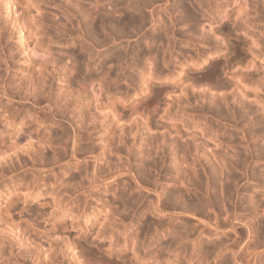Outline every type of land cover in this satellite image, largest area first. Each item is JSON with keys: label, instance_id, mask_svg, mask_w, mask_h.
I'll return each instance as SVG.
<instances>
[{"label": "rangeland", "instance_id": "obj_1", "mask_svg": "<svg viewBox=\"0 0 264 264\" xmlns=\"http://www.w3.org/2000/svg\"><path fill=\"white\" fill-rule=\"evenodd\" d=\"M18 1L20 2V4H18V3L13 4L12 7H11L10 14L7 15L6 0H0V30H1L0 33H3L2 31H4V34H7V36L9 35L8 46L7 47L8 48L9 47H13V50H12L13 51V56H14L13 60L16 63H18V64L15 63V65H19L20 64V65L24 66L25 67V71L28 70V69L32 70V68H33L34 75H37V76L39 75V70H37V68L39 67L38 69H41L40 67H42V68L45 67V69H47V70L42 69V70H44L43 72L46 73L45 71H47L46 74L48 76H50V80H51V77H52V80L51 81L49 80L51 82L50 85H52V86H50L51 88L47 87V85L49 86V81H47L48 83L46 82L47 84L45 83V85L41 84L43 82H39L38 83L37 80H34V82L36 81L37 83L36 82L35 83L34 82L30 83L29 79H27L25 77L26 80H24V81H25L27 86L23 89V92H24L23 94L27 93L28 94L27 97L28 98H32V94H30V93H33L32 92L33 90L35 91L34 86L37 84V85H39L37 88L41 91V93H42L41 96L43 98L45 97V95H46V98H48L50 96L51 97V99L49 97V100H51L50 102H53L52 104L56 105L57 108H60V107L62 108L63 107L62 106L63 105L62 101H64L62 99L64 98L65 94L67 95L70 92L72 94L69 97L70 98L69 100L71 101V103L69 102L70 106L65 111V115L68 116L67 117L68 119H71V122L73 121L72 123L75 124L74 125L75 127L71 126L66 119L55 120L57 118L52 119V117L49 116V115H47V119H46L45 123H37L34 120L35 119L34 117H37L39 114L41 115L43 113V110H41V112H40V110H36L35 111L34 107L36 108L37 105H34L31 102V100L29 101L27 99H22V101H21L22 105H19V103L16 102V100L13 101V102H10V104L7 103L10 106L11 110H13V107H16V108L18 107L20 109V111L23 112V114L27 113L26 110L32 111V112L28 111V113H30V117L31 118L33 117V121H35V122L32 121L28 127L22 128L23 130H21V131H22V135L24 136L25 139L26 138L31 139L30 141H29V139L28 140L26 139L27 142L28 141L30 143L32 142V144L35 145V146L37 144H36V142L34 143V140L37 141V139L42 136L41 134H39V132H41V131L44 132V133L45 132H50V134H51L52 131H54L51 134V135H53V133H55V131L59 130L61 127L62 128L64 127V129L65 128L67 129V130L65 129L67 132L65 131L66 133H64V135H62V137L60 136V134L58 135L59 132H57V136L58 137L54 136L52 138L53 140L52 139L50 140V141H52V144H48L46 146L43 145L41 148L37 149L36 152H38L40 150V152L37 153V154L40 153L39 154L40 156L37 155L36 152H35L36 155L34 153H32L33 155L31 153H30L31 155L30 154L28 155L27 153H24V154L21 153L20 160H18L17 158L13 159V161H14L13 164L14 165L12 164L11 168H9V166L7 164L6 165H4V164L2 165V168L4 170L2 172L0 171V191H1L0 195L4 196V199H2L0 197L1 198L0 199V248H2V252H3V250H4V252H3V256L0 258V261H1L0 264L1 263L2 264H5V263L6 264H22V263L23 264L24 263L25 264H39V262H42V261L46 262L45 258L48 255L54 254V253H55L54 255H56V258L55 257L53 258L54 260H52L53 261L52 264H86L85 261H84L85 258H83L84 257L83 253L84 252L87 253L90 250H92L89 253H91V252L92 253L93 252L96 253L97 252V254L100 255L99 250H97V245L99 243H100L99 245L103 246V248H102V246H100L102 252L105 253V250L109 251V253L112 252V255L109 256L111 264H114L116 261H117L118 264L120 263V262H118L120 260L116 259L117 257L115 255V253H117L118 251H122V249H123V251H122L123 253L122 254L123 255L125 254L124 258H123V261L124 260L126 261V260L131 258L130 260L124 262L125 264H128V263L129 264H176L177 262H179L177 264H185V263L186 264H191V263H193V264L194 263L195 264H213V263H215V264H227L226 261H228V264H238V263H236L234 261V257L236 256V254H234V251H236L238 249L237 244H240V245L242 244L241 246L238 245L239 246V250H240V247H243V245L246 244V248L249 249V251H250L251 248L253 249V247H256L258 245L257 244L258 243L257 238H260L262 240L261 241L259 239V242L261 241L259 243L260 246L256 247L257 248L256 251H259L258 252V258L260 259V257H262V259H260V260H264V248H262V247H264L263 246L264 245V239L262 237H260V236L258 237L257 234H253L254 232L252 231V228H251V231L248 230L249 229L248 227L251 224V221L255 220V219L257 220L259 218L263 219V214H264V212L262 213V211H264V209H263L264 207L262 206L264 204V202H263L264 201L263 200L264 199V184H263L264 183V157H262V155L264 156V131H263L264 130V122H263V120H264V107H263V105H264V81H263L264 80V0H179V1L178 0H157V1L156 0H104V1L103 0H76V1L75 0H72V1L71 0H23V1L18 0ZM24 1H26V2H24ZM35 1H37V2H35ZM178 2H181L182 4H179ZM30 3L32 4V5H30L31 7L29 6ZM240 3H241V5H240ZM24 4L25 5L27 4L26 7L30 8L29 9L30 11L28 10L30 14L28 13V11L25 10V9H28V8L23 7V6H25ZM175 4H176V6H175ZM77 6H79V7H77ZM237 6H240V8L238 9ZM244 6H245V8H244ZM242 8L246 10V12H247L246 14L244 13L245 11L243 12ZM77 9H79V10H77ZM98 11H99V13H98ZM94 12H95L96 16L100 15V13H104L105 12L106 13V17L108 16L107 18H112V20L108 19V24H110V25L108 26L106 24L108 26V27L106 26L107 27L106 29H108V30L104 29L105 32L103 30H101V29H98V30L94 29L95 32H98V33H99V31H101L102 34H101V32H100V34H98V33L93 34L94 31H90V30L86 29V25L88 23H91L92 21H94L92 18L96 17V16L93 15ZM88 13H89V16H88ZM27 14H29V15H27ZM84 14H86L87 16L84 15ZM120 14L121 15H124V14L128 15L129 14V15H132V16L137 17V18L141 16L142 19H141V21H139L140 24L138 23V26H136L135 28H134L135 23H133L134 24L133 27H130V25H128L129 27L127 25L123 27V26H119L120 24L117 26L118 23L116 24L115 19H118L121 16ZM232 14L233 15L235 14V15L232 16ZM236 14H238L240 16H237ZM30 15H32V19H31ZM91 15L94 16V17H91ZM142 15H143V17H142ZM23 16L24 17L26 16L31 21L34 20L33 21L34 23L33 22H31V23L29 22L30 25L33 28L32 33H33L34 29H36L35 31H38V32L34 31L33 36L28 40L27 44H28L29 48H28V46H26L27 47L26 48L24 45L21 44L20 35H19V31L17 29V25H16V23H14L13 25L11 23V21H14V20H16V22L20 21V19ZM226 16H228V17H226ZM235 16H237L238 18H236ZM15 17H16V19H15ZM241 17L242 18L244 17L245 19L244 18L240 19ZM80 18H82V19H80ZM81 20H82V22H81ZM241 20H243V21H241ZM86 22H88V23H86ZM225 22H226V24H225ZM42 23H44V26H43ZM93 23L94 22H92L90 24V26L93 25ZM5 24H8L7 25L8 26L7 30H5V27H2ZM36 24L38 25L37 27H36ZM81 24H83V25H81ZM84 25H85V28H84ZM139 26H140V28H139ZM40 27H42V28H40ZM120 27H122V28H120ZM40 29H42V30L40 31ZM134 29H136V30H134ZM223 29H225V30H223ZM9 31H10V33H9ZM39 32L41 33V35H40ZM87 32L89 34H87ZM36 33L37 34L39 33V36ZM104 33L105 34L108 33V34L105 35ZM116 33H117V35H116ZM34 35H35V37H34ZM89 35H92V36H89ZM117 36H119V37H117ZM94 37L97 38V39H95ZM108 37H111V39H108ZM147 37H148V39H147ZM159 38H161V39H159ZM103 39H104V41H102ZM153 39H154V41H153ZM4 40H5V38H4ZM36 40H38L39 42H37ZM106 40L109 41V42H107ZM114 40H116V41H114ZM95 41H97V42H95ZM247 41H249V42H247ZM36 42L37 43H41V45H42L41 48L37 46L38 44ZM102 42L104 44H102ZM94 43H96V44H94ZM84 44H86V46ZM34 45H36L37 47L34 46ZM82 45H83V47H81ZM97 45H99V46L97 47ZM240 45H241L242 48L241 47H239L240 49L237 48ZM79 47H81V48H79ZM135 47L136 48L138 47L139 54L140 53L142 54V52H143V53H145V55L142 54V57H141V55H139L138 52L135 53L137 51V49ZM84 48H85V50L82 51L81 49H84ZM79 49L81 50V52H80ZM122 49L124 50L123 51L124 54L121 51ZM236 49H238V50H236ZM88 50H90V51L88 52ZM119 50L121 52H119ZM131 50H132V52H131ZM139 50L142 51V52H140ZM144 50H146V51H144ZM70 51L74 52L75 54L70 52ZM94 51H96V52H94ZM114 51H116L117 53L114 52ZM77 52L79 54L81 53V55H82L83 52H86V54L87 53L90 54V52H92V53L94 52V54L95 53L96 54L93 55L91 53L93 56H91V55L89 56L88 54L86 55L84 53L85 56L83 54L82 57H83V59L85 61H83L82 59H78V60H80V62H81L80 63V62H76L77 59H76V57L73 56V55H77L78 54ZM128 52H129V54H128ZM250 52H251V54H250ZM104 53H106L107 55L104 54ZM112 53H116L117 55L120 53V57L116 58L117 55L114 54V55H116V56H114ZM132 53L134 54L133 55L134 57L131 56ZM122 54H123V56H122ZM102 55L104 57H105V55H106V57L108 55H109L108 57L111 56L110 58H108V57L106 58L105 57L108 62L106 61L107 64L103 63V66H102V62L99 63V61H100L99 58L101 59L103 57ZM126 55H128V57ZM71 56H73V57H71ZM136 56H138L139 58L138 57L136 58ZM1 57L2 56L0 54V59H1ZM85 57H87V58L92 57L93 60L92 59H87ZM96 57H99V58L97 59ZM253 57H255V58L253 59ZM28 58H29V60H28ZM31 58H32V60H31ZM127 58H129V59H127ZM43 59L45 61L48 60L50 63L48 61L47 62H45V61L42 62L41 60H43ZM74 59H75V62L77 63V65L80 64V66H76V68H75V64L76 63H73ZM110 59H112V61ZM119 59H121V60H119ZM130 59L133 60V61H131L132 62L131 64L129 62ZM239 60H240V62H238ZM246 60H247V62H246ZM86 61L90 62V64L86 65V63H87ZM39 62H42V63L39 64ZM210 62H211V64H210ZM248 62H249V64H248ZM252 62H254L255 64L252 63ZM51 63H53V64H51ZM83 63H85V64H83ZM126 63H128V64H126ZM218 63H219V65H218ZM231 64H232L233 67L232 66L230 67ZM243 64H244V66H243ZM253 64L255 65V67H254ZM211 65L212 66L214 65L213 69H212ZM224 65H226V67ZM31 66H32V68H31ZM84 66L87 67V68H85ZM240 66H241V69L239 68ZM246 66H247V68H246ZM58 67H59V70H58ZM209 67H211V68H209ZM207 68H208L209 71L207 70ZM49 69H51V70L49 71ZM29 70H28V72H29ZM35 70H37V71H35ZM101 70H102V72H101ZM217 70H218V72H217ZM28 72H26V73L24 72L25 74L24 73H22V74H24V76L25 75L27 76ZM48 72H50L51 74L48 73ZM214 72L216 73V75L217 74L218 75L217 76L214 75ZM185 73L186 74L187 73H189V74L192 73L193 76L195 75V77H198L203 82L205 81L207 84L211 82V84L207 85L204 82L207 86L206 85L204 86V83H201L200 85L198 84L199 86L194 84L195 85L194 86L193 84H191V80L190 79L188 81L186 80L187 78L185 79V77H186ZM208 73L209 74L212 73L211 76L208 75ZM22 74H18L17 75V79H16V81L14 83L11 84V82H9L10 85L7 84L8 82L6 81L8 89L9 88L11 89V87H9L11 85H12V88L15 87V83L19 80L18 78H21L19 75L23 76ZM103 75L104 76L106 75V76L104 77ZM155 75H158V76L156 77ZM212 75L214 76V78L212 77ZM37 76H35V77H37ZM56 76L57 77L59 76V77L57 78ZM205 76L207 77V79H206ZM235 76H236V78H235ZM103 77H104V79H103ZM116 77H118V78H116ZM217 77H218V79H217ZM146 78L149 80V82L147 81ZM105 79H106V81H105ZM132 79H133V81H132ZM180 79L181 80L183 79L184 81L183 80L181 81ZM237 79H239V80H237ZM178 80L181 81L180 82L181 85L178 84V82H179ZM215 80H217V81H215ZM189 81H190V84H189ZM134 82L137 85L134 84ZM182 82H183V86H182ZM221 82H223V83H221ZM226 82L230 86L228 85V87H227V83ZM131 83H133V84H131ZM175 83H177V85L173 86V84L175 85ZM186 83L189 84V85H187ZM169 84H170L171 87L169 86ZM224 84H226V86ZM41 85H43V87H42L43 89L41 88ZM61 85H65V86H61ZM146 85H148V86L146 87ZM167 85H168V88L171 89V91L168 88L167 89L163 88L164 86H167ZM215 85H217V86H215ZM31 86H33V88ZM152 86H153V90L151 89ZM185 86H186V88H185ZM202 86H204L205 88L202 87ZM44 87H46V88H44ZM192 87H194V90L192 89ZM47 88H49V89H47ZM149 88L151 89L152 92L150 91ZM200 88L201 89L204 88V89L201 90ZM213 88L216 89V90H214ZM232 88H233V91H232ZM240 88H241V90H240ZM31 89H33V90H31ZM162 89H163V91H162ZM184 89H186L187 91H185ZM236 89L240 90V91L238 90L240 94L238 93V91ZM67 90H69V92ZM131 90H132V92H131ZM136 90L137 91L139 90V91L137 92ZM28 91H30V93H28ZM169 91H170V93H169ZM198 91H199V93H198ZM249 91H251V94L248 93ZM57 92H59V93H57ZM75 92H77L78 94L75 93ZM149 92L151 94L155 93L157 95L160 92L158 97L156 95V99H158V101H159V106H162V107H160L161 108V112L158 111L157 115H156L157 117L155 116L157 125H155L154 122L153 123H149L151 120L142 121L144 119L139 118L138 119V123L135 125L137 127H135V126L134 127H135V129H138L140 132L136 131L134 128L133 129L135 131L132 129L133 133L136 132L135 133L136 135L134 136V139L131 140L132 137H133V134L131 133L132 131L129 132L128 129H125L123 134H122L125 137H123L120 141H118L119 140V135L122 133L121 130L123 128L119 130L120 126L118 124L121 123L120 120L119 121L115 120L114 117L111 116V119L109 118L105 122V125H107L105 131L100 126H97V128L93 131L94 134H93V132L91 133V136L93 138L91 137L90 140H83V137L86 136V134H87V130H88V132H91V130H92L91 127H89V126L87 127L86 126V122H87V125H90L91 119H86L84 115L87 114L86 116H90L89 114H92L93 112L94 113L92 115L97 114L99 112V108H98L99 101L100 102H105V101H107L110 98L117 99V98L121 97L122 99L121 98H119V99L121 101L123 100L122 102L124 104H127L128 101L140 98L144 94H147ZM173 92L176 93V94L174 95ZM178 92L180 94L182 92L183 93L180 96V94ZM186 92H187V94H186ZM200 92H201L202 95L200 94ZM222 92H223L224 96H226L227 98L223 96ZM225 92H227V93H225ZM236 92H237L238 96H236L237 95V94H235ZM242 92H243V95H242ZM253 92H256V93H253ZM44 93H45V95H44ZM73 93H75V94H73ZM168 93L172 94V95H169ZM189 93H190L191 97L189 96ZM29 94H30L31 97L29 96ZM196 94H200V95L196 96ZM212 94H214V95H212ZM47 95H48V97H47ZM210 95H212V96H210ZM255 95H257V96H255ZM53 96H54V98H53ZM74 96H75L76 99L72 98ZM76 96L78 97V100H77ZM160 96H162V97L159 98ZM178 96H179L180 100L178 99ZM192 96H194V97H192ZM259 96H260V99H262L261 101L259 99ZM86 97H87V99H86ZM171 97H172V99H170ZM216 97H217V99H216ZM222 97H224L225 99L222 98ZM80 98H81V100H80ZM186 98H187V100L189 99L188 102H187V100H185ZM198 98L200 100H202V101H200ZM221 98H222V100H221ZM236 98H239V99H236ZM0 100L5 101V98L0 97ZM49 100H47V99L44 100L43 103H42V106H45L48 103H49L48 105L51 106ZM95 100H96V102H95ZM198 100H199V104H198ZM204 100L206 102H208V103H206ZM228 100H230V101H228ZM167 101H168V103H167ZM179 101H181L183 103H179ZM184 101H186V102L184 103ZM220 101L222 102V104L220 103ZM57 102L59 104H57ZM174 102H175V104H174ZM216 102H219V103H216ZM169 103H170V107H169ZM172 104H173V106H172ZM227 104L231 105V106H229L230 108L228 107ZM203 105H205L206 107H204ZM232 105H233V107H232ZM165 106H167L168 108L167 107L165 108ZM189 106L191 107V110H189L190 109ZM192 106H194V107H192ZM163 107H164V109H163ZM187 107H188V109H187ZM209 107H211V108H209ZM176 108H178V109H176ZM185 108H186V110H185ZM196 108H198V109H196ZM206 108H207V110H208V108L209 109H212V108H214V109L218 108L219 109V108H221V111L224 110V112H222L223 114H222L221 117L220 116L219 117L218 116L215 117V115L212 116L213 114L211 115V113H209V112L213 111L214 109L213 110H208L209 111L208 112V111H206ZM225 108H227V109L225 110ZM246 108H247L246 112L248 114L246 112L244 113ZM166 109L172 111L169 116H165L164 112H165ZM194 109H195V112H193V113H195V114H193L191 112V111H194ZM230 109H232L234 111H232ZM78 110H80V111L78 112ZM229 110L232 112V114L234 112L235 115L234 114L233 115L237 116V118L233 117V119H232V116H231L232 114H231L230 115L231 119H230L228 113H231V112ZM236 110L238 111L237 114H236V112H237ZM81 111L83 113H81ZM225 111H227L228 113L225 112ZM241 111H243L242 112L243 116L240 114ZM34 113H36V114H34ZM160 113L161 114L163 113V114L161 116H159ZM224 114H226V117L228 116L229 119L223 118V117H225V116H223ZM239 114L241 115L242 118L239 116ZM245 116H246V119H245ZM254 116L256 117V119L254 118ZM257 116H258L259 120H261V121H259L260 124H259V122L257 120L258 119ZM125 118L122 119L125 122H123L122 120L121 121L123 122L125 128H127V125L130 124L129 122H131V120L129 121V118L127 120ZM234 118H236V120H234ZM251 118H252V120H251ZM49 119H50V121H49ZM82 119L85 120V121L83 122ZM240 119H242L243 122ZM111 120H114V121L112 122ZM253 120H255V121H253ZM53 121H55V122L57 121V123H60L61 127H57L56 124ZM107 121H109V122H107ZM139 121L141 122V125H140ZM173 121L175 122V124L176 123L178 125L180 124L179 126H181V127L183 126L181 124H184V126L188 125V126H185L184 128L182 127L186 131L187 130L188 131L191 130V132H192V130H193V131L197 132V133H195V135L198 134L197 135L198 138H197V136L193 137L194 139L197 138V140H194L192 137H189V136H186V135L185 136L187 138H189V140L193 139L192 143H190L191 145L194 144L193 146H195L196 143L198 144V142H199L198 145H200V147L197 145L199 147V150H198V154L199 155L195 154V153H197L196 150H195V153H194V149H191V151H193V152L185 151L186 155H185V152H183L184 153V156H183V153H182L183 149L180 148V147H176V145H174L177 142L180 143L186 137H184V136L181 137V139H183V138L184 139L183 140L180 139V142L179 141H174V140H179V136H177V133H176L177 131H175L172 127H170L171 126L170 124ZM181 121H183V122L185 121V122L184 123H180ZM255 122H256V127L254 126L255 128L254 127L252 128V126L255 125L254 124ZM115 123H117V125L119 127L118 129H117V126H116ZM125 123H127V125ZM158 123L159 124L160 123L161 124L164 123V125L166 127H163L164 125L162 126L161 124H160L161 125L160 126ZM236 123H238V124H236ZM63 124H65V125H63ZM1 125L2 124H0V128H2L1 130H3V127H1ZM81 125L84 128L81 127ZM109 125H112L110 129L108 128ZM49 127L51 128V130H49L50 129ZM69 127H71V128H69ZM76 127H78V128L80 127L79 130L81 129L83 131H79V132L75 133V131H73V130ZM237 127H239V128H237ZM171 128H172V130H171ZM258 128H259V131H258ZM47 129H48V131H47ZM167 129H168V131H167ZM207 129H208V131H207ZM220 129H222V130H220ZM244 129H245L246 132L244 131ZM115 130L117 132H119V131L121 132V133L119 132L118 137H117V132ZM149 130H151V131H149ZM161 130L164 131V133H162ZM165 130L167 131V133H169L168 135H167ZM173 131H174V133H173ZM205 131H206L207 134L205 133ZM247 131L249 132L248 134H247ZM250 131H252L254 133L253 136H251L252 134H251ZM254 131H256L258 135H256L255 134L256 132H254ZM68 132H69V135L67 134ZM128 132L130 133L131 136H129ZM157 132H161V133H157ZM191 132H189L190 136L192 134ZM24 133H25V135H24ZM32 133H34V134H32ZM111 133H112V138H111ZM124 133L127 134V138H126V134L124 135ZM175 133H176V136H174V138H173L172 136L175 135ZM113 134H114V136H113ZM165 134H166V138L167 139L166 140H162V141H164V142H162L161 138L163 136H165ZM228 134H231V135H228ZM65 135H66V137H65ZM32 136H33V138H32ZM59 136H60V138H59ZM63 136L65 137V140H64ZM107 136H109V137L107 138ZM115 136L117 137V139L115 138ZM151 136H152V139L155 138V140H153V141L156 142V140H157V142H159V144H162V143L165 144L168 141L169 143L168 144L166 143L165 145H163L164 147L166 145L171 146V147L166 146V152H168V153H166L164 151L165 154H168L167 155L168 162L166 161L167 163L165 162V164H163L161 166H158L155 169L152 168V167L151 168L148 167L149 169L146 168L147 166H149V163H148L149 161H147V160H146L147 163H148L147 165H146V163L141 164V163L145 162L144 161L145 159H148V157L147 158H143L142 157L143 151L145 152V151H148L150 148H152L151 145H150V141H148V140H150L149 138H151ZM234 136H235V139H234ZM36 137H38V138H36ZM68 137H69V139H68ZM75 137H76V139H75ZM144 137H146V138H144ZM169 137L173 138V141H171L172 139L169 138ZM54 138H55V140H54ZM56 138H58V140ZM81 138H82V140H81ZM247 138H248V140H247ZM11 139H13V138H11ZM25 139H23L21 141V143H23V141L25 143L26 142ZM103 139H105L106 142H104ZM128 139H130L132 142L130 140H128ZM225 139L227 141L229 139L230 140L227 142V141H225ZM56 140H57L58 143L56 142ZM92 140H93V142H92ZM110 140H111V142H109ZM189 140H188V142H189ZM10 141H13V140H9V142ZM9 142H7V143H9ZM129 142H131L132 144H130ZM147 142H148V144H147ZM193 142H195V143H193ZM87 143L89 144V146H88ZM97 143H98V145H97ZM108 143L109 144L111 143L110 144L111 147H109L110 145ZM216 143L219 146H217ZM247 144H248L249 148L247 147ZM94 145L97 148L98 147L99 148L97 149ZM103 145H106L105 146L106 149H105V152L102 155V154H100L99 151H100V147H102ZM116 145H117V147H116ZM124 146H126V147H124ZM146 146H147L148 149L146 148ZM254 146H256L257 148L254 147ZM206 147H208V149ZM72 148H73V150H72ZM177 148L181 149L182 151L181 150L180 151L177 150ZM202 148H204V149H202ZM212 148L213 149L215 148V150L218 151V152H216L214 150V152H213V154H215V156H216V160L215 161H212V158L210 159L211 161L209 163L206 160H204L202 162L200 160V164L196 163L197 164V165L195 164L196 166L188 164V166L190 168L195 167L193 169L194 170L196 169L198 171L197 172L195 170V172H197V174L199 176L201 175L200 177H203L202 176V174H203V171H202L203 166L204 165L211 166L214 163V166H211V167L205 166V167H207L206 170L210 173V175H211L210 177L212 179L214 177L216 178L218 176L217 178H219L220 181L218 179L217 180L220 182V185L218 184L219 182L217 181V187L222 186V184L223 185L225 184V182L223 183V181H224L223 179H224L225 176H227L226 172L229 175L230 172L233 173L232 171H234V173L233 174L230 173V175H233V176L235 175V177H237V178L239 177L241 179L239 181V183H241V184H239L238 185L239 188H237V190H239V194L240 195L237 196V194H236L235 197L233 196L234 199L231 197V199H228V202L225 201V200H227V198L224 195L223 196H219L218 195V197H217L218 199H219V197L220 198L225 197V199L223 198L222 202H221L220 201L221 199L217 200V198H216V202L218 201L217 203H218L219 206L218 205L216 206V204H217L216 202L214 203L215 207L214 206L211 207L210 205H212V204H210V203H209L210 205L208 204V206H210V207H208L206 205L207 207H204V210H206L204 214L203 213L196 214L197 212H193V211L192 212H185V211L183 212L181 209L178 208L179 207L178 204L176 206L177 209L173 208V207H170V209H168L169 208L168 207L163 212H160L159 210H156L157 203H158V205H163L166 202V198L164 197L165 198L164 199L163 195H164V192L166 193L167 191L171 192L170 194L167 192V194H169V196L172 194L170 196L169 200H171V198H173V202L174 203L176 202V203H179L181 205L183 201L185 203L189 202V200L186 198L187 197L186 196L187 195V193H186L187 189H185V188L188 187V189L190 190V189H192L193 186L189 183V181H187L186 183H189V184L185 183L184 184L185 188L183 187L184 188L183 192L179 193L181 188H182V186H183V184H182L183 183L182 182L183 177H181L182 179L180 178L181 179V183H180V180H177V177H176L177 174L180 173V171L183 170V168H181L182 170L180 169V166H183L184 168L187 167L186 169L189 170L190 168L185 163H190L192 161L191 159L193 158L194 154H195V157H198V156L200 157V153L203 152L205 154L204 150L206 149V153L210 150L209 153L206 154L208 157H210L212 155L211 152L213 151V150H211ZM216 148L217 149L220 148V149L217 150ZM81 149H83V150H81ZM117 149H119V150L117 151ZM122 149H123L124 152L122 151ZM154 149L155 148H153V150ZM163 149L165 150V148H163ZM167 149H168V151H167ZM200 149H202L203 151L200 152ZM141 150H143V151H141ZM153 150H152V152H153ZM170 150L173 151V152H171ZM221 150H223L225 153L223 151H221ZM242 150H245L247 152L244 153L245 151H242ZM71 151H76L75 152L77 154V156H76L77 158L76 159L72 158L73 156L71 155V153H72ZM127 151H129V152L127 153ZM240 151H242L243 153H241ZM256 151H257V153H256ZM258 151H260V153H258ZM108 152H110V153H108ZM253 152L256 153V154H254ZM112 153L114 155H112ZM223 153H224V155H223ZM238 153L241 154V155H239ZM154 154H153V156H156ZM249 154H251V155H249ZM258 154L260 156H257ZM41 155L43 156L44 159L40 158V157H42ZM196 155H198V156H196ZM218 155H220V156H218ZM230 155H232V156H230ZM80 156H82V157H80ZM108 156H109V158H111L110 161L107 159ZM169 156H170V158H169ZM240 156H242V157H240ZM78 157L80 159H78ZM185 157L187 159H185ZM188 157H190V158H188ZM233 157H234V159H233ZM172 158H173V162H170V160L172 161ZM177 158H178V160H177ZM241 158H242L243 162L240 161ZM32 159L33 160L35 159V160L33 161ZM200 159H202V157ZM221 159H222V161H220ZM231 159H232V161H231ZM108 161L110 163H108ZM216 161H217V163H216ZM111 162H112V164H111ZM224 162H225V165H224ZM230 162H232V163L230 164ZM236 162H237L238 165L236 164ZM240 162L243 163V164L241 165ZM247 162H248V164H246ZM106 163H107V165H106ZM99 164H101V165H99ZM116 164H117V167H116ZM175 164H178V165L176 166ZM217 164L219 166L222 165L221 166L222 170H220V172H216V170L218 171V167H219ZM141 165L143 167L144 166L145 167L142 169ZM113 167H115L116 170ZM122 167H124V168L122 169ZM127 167H129V168H127ZM213 167H217V169L213 168ZM117 168H119L121 170H119ZM245 168H246V170H245ZM126 169H128V170H126ZM209 169L212 172H213V169H214L215 170L214 174H216L217 176H215ZM93 170H94V172H97V174L101 173V174H98L100 176H103L102 172L106 176L101 177V181H100V179H98L96 181V183L92 185L89 182H91L90 181V178H91L90 176H91L92 173H94ZM107 170H109V171L106 172ZM122 170L126 171V172L128 171L127 172L128 174H126V172H123ZM139 170L142 171V172H140ZM147 170H149V172ZM151 170H153V171L151 172ZM228 170H230V171H228ZM130 171H132V172H130ZM143 171H146V173L143 172ZM185 171H187V170H185ZM237 171L242 173L241 174L242 176ZM4 172H5V174H4ZM121 172H122V174H120ZM200 172H202V174ZM250 172H252V173H250ZM84 173L87 174V175H85ZM109 173L111 175H114L113 177H115V176L116 177L114 179H113V177L112 178L110 177L111 178V180H110L108 178V176L110 175ZM117 173H118V175H116ZM144 173L147 174V175H149V173H150V175L147 176V175H144ZM160 174H161V176H160ZM165 174H166V176H165ZM212 174L214 175L213 177H212ZM258 175L259 176L261 175L260 178L256 177ZM60 176H62V177H60ZM140 176H141V178H140ZM146 176L148 178H146ZM173 176H174V178H173ZM251 176L254 177V178H251ZM124 177H126V179ZM142 177H144V178H142ZM103 178H108L110 181L107 179V181L103 182ZM221 178H222V180H221ZM31 179H32V181H31ZM62 179H64V180H62ZM226 179L227 178L225 177V181H226ZM138 180L140 182H138ZM27 181H29V182H27ZM70 181L73 182V183H71ZM125 181H126V183H125ZM141 181H143V183ZM27 183L34 184V190H33V192H30V191L27 192L26 191L27 194H24V193H26L25 190H24V186L27 185ZM65 183L67 184L66 186H65ZM139 183H140V185H138ZM226 183L230 184L231 181L228 182V180H227ZM131 184H132L133 187L131 186ZM61 185L63 187H61ZM77 185H78V187H77ZM89 185H90V187H89ZM79 186H81V187H79ZM180 186H181V188H180ZM201 186L204 187V184H200V186H198V188H200ZM231 186H232V184H231ZM75 187H77V188L74 190ZM129 187H131V188L128 190ZM156 187H158V188H156ZM203 187L200 188V189H197L198 190V192H197L198 195H200L202 193L200 195V196H202V199L206 198V195L204 193L205 189ZM122 188H124V189H122ZM177 188H178V190H177ZM20 189H22V190L20 191ZM72 189H73V191H72ZM173 189H174V191H173ZM203 189H204V191H203ZM246 189H249L250 192L247 191ZM63 190H64V192H63ZM155 190H157V191H155ZM189 190H187V191H189ZM197 190L195 189V193H196ZM54 191H56V192H54ZM69 191H71V192H69ZM14 192H16V193L18 192L19 200H17L14 204L9 206L10 209L14 208L13 212H11V214H13V216H12L13 219H11V221L14 220L12 222L16 223L18 221L20 222V220H24L23 222H21L22 223L21 224L22 228L24 227V225L26 223L27 224L29 223L31 225L33 224V227L36 228L37 232L40 233V234H38L36 232L33 233L32 231H29L27 233V235H26V237L28 236L27 239L24 237L26 240L24 238L20 240V230L13 231L11 229L12 230L11 231L10 228H12L13 226H10V228H9L5 224L4 220L1 219L2 218V214L1 213L5 210L6 205H7L6 201L11 199V197L14 198V200H16V198H17V194L14 193ZM65 192L68 193V194L70 193L72 196L70 194L69 195L66 194ZM111 192L113 194H111ZM120 192H121V195H123L122 193H124V196H120L119 197ZM138 192H139V194L136 195ZM140 192H141L142 195H140ZM173 192H174L175 195L173 194ZM246 192H248V194ZM132 193L134 194V196H136V200L137 201L135 200V197L133 198ZM189 193L193 194V195L195 194L191 190L189 191ZM254 193L257 194V195L259 194V195L257 196ZM261 193H262V195H261ZM96 194H98L99 196L96 195ZM115 194H117V195H115ZM128 194H129V198L126 196ZM241 194L242 195L245 194L244 195L245 198H243V196ZM130 195L132 197H130ZM180 195L183 198V201H179L181 199ZM138 196L141 197V199ZM176 196H178L180 199L178 197H176ZM183 196H185V198ZM241 196H242V198H239ZM248 196H249V198L251 200H249ZM261 196H263V197H261ZM32 197H36V198L32 199ZM54 197H58L56 199H59V198L63 199L64 200L63 202L66 203V208L65 209L62 208V207L58 208L57 206L53 207L52 204H53V201L55 199ZM67 197H68V199H67ZM122 197L123 198L125 197L126 199L128 198V201H129V199L133 198L134 201L132 202L130 200V203L132 202L135 205V207H134V205L132 203H131L132 204L131 206H132V208L134 207L133 209L132 208L129 209L131 206H128V204L127 205L123 204L125 206L121 205L123 203L122 202L123 201ZM152 198H154V199H152ZM236 198H239V199H236ZM163 199H164V201H163ZM232 199H233L234 202L231 201V203H230L229 201L232 200ZM242 199H244L243 202H245V203H242ZM245 199H247V200H245ZM260 199H262L263 201L260 200ZM223 200L226 202V204L224 203ZM237 200H239L238 201L239 203L236 202ZM42 201L48 202L47 204L43 205V207H42V208H44V209H42L43 212L41 211V209L40 210L37 209L39 202H42ZM108 201H110L112 203H110ZM135 201H136V204H135ZM159 201H161V202H159ZM205 201L207 202L206 199H204V202ZM257 201L259 202V204H257L258 203ZM105 202H106V204H104ZM115 202H116V204H115ZM162 202H163V204H162ZM169 202L174 204L172 201H169ZM176 203H175V205H176ZM227 203L228 204L230 203L231 205L230 204L228 205ZM236 203L239 204V205H237ZM240 203L242 205H240ZM234 204L237 207L238 206H241V207L235 208L236 206ZM76 205H78V206L76 207ZM79 205L82 206V207H80ZM148 205H150L151 207L149 206L150 208H148L147 207ZM243 205H247L246 206L247 208L244 206V208H246V209H243L242 208ZM248 205H252V206L255 205L254 207L256 209L252 210V208H254V207H252V206L248 207ZM112 206H113V209H112ZM227 206H229V207L231 206L232 208L231 207L229 208ZM258 207L260 209H258V213H256ZM53 208L55 210H57V211L56 212L52 211ZM138 208H140V209H138ZM223 208H224L225 211L222 210ZM239 208H242V209H239ZM119 209L120 210L123 209L122 212ZM36 210H37V212H36ZM227 210H228V212H227ZM38 211H41V212H38ZM105 211H107V212L105 213ZM111 211H113V212H111ZM118 211H119V213H118ZM142 211H143V213H142ZM209 211H211V212H209ZM222 211H224V212H222ZM51 212H53V215L51 214ZM54 212H55L56 215H54ZM178 212L179 213L182 212V214L179 215ZM41 213H43V214H41ZM189 213H195L196 216L194 214H193V216H191V214H189ZM225 213H227L228 215L225 214ZM229 213H233V214L229 215ZM259 213L260 214L262 213V216ZM114 214H115V216H114ZM209 214H210L211 218H209ZM120 215H122V216H120ZM258 215H259V217H258ZM104 216H105V219H103ZM112 216L114 217L113 219H112ZM123 216H125V217H123ZM129 216H130V218H129ZM144 216H146V217H144ZM226 216H228V217H226ZM253 216H254V218H252ZM256 216L258 218H256ZM196 217H198V219ZM213 217H215L217 220H215V218H213ZM220 217H221V219H220ZM240 217H242V218H240ZM246 217H248V219ZM164 218H165V220H167V222H165ZM199 218H200V220H202L204 222L201 221L202 223H200ZM227 218H229V220H231V221H229ZM143 219L144 220L146 219L149 222L145 220L146 222L144 221L142 223ZM156 219H159V220H156ZM246 219L247 220L250 219V222L248 221V223H247ZM196 220H198L199 223H198V221L196 223ZM259 220H261V219H259ZM9 221H8V223H9ZM27 221H29V222H27ZM160 221H161V223H164V224L159 225ZM176 221H179V222H176ZM221 221H222V223H220ZM92 222H93V225L91 224ZM102 222H104V223H102ZM208 222H210V223H208ZM238 222L240 223V225H239ZM241 222L242 223L244 222L246 225L244 223L242 224ZM95 223L97 224V226H96ZM146 223H149V224L151 223V224L149 225V224H146ZM194 223H196L197 227H198V224H199L201 229L199 227L196 229V226H195ZM206 223H208V224H206ZM27 224L25 226H27ZM50 224H56V226L54 228H51ZM103 224H106L108 227H106V229H105V225H103ZM143 224H145V225H143ZM231 224H232V226H231ZM263 224H264V219H263V222H262L261 226H264ZM60 225H61L62 229L60 228ZM203 225H204V227L202 228ZM242 225L245 226L244 227L245 230H243V231H242V229H244V228H243ZM63 226H66V227H63ZM145 226H146V228H145ZM205 226L207 227V229H206ZM216 226L218 227V230H216V228H215V230L218 233H215L213 235L205 234L206 230H211V229L214 230V227H216ZM153 228H155V229H153ZM174 228L178 231L176 233L179 236L177 234L176 235L178 237L175 235L177 238L176 237L172 238V236L171 235L169 236V234L167 233V232H170V231L174 230ZM180 228L182 229L181 231H180ZM193 228L195 230H193ZM232 228H234V230L236 228V230H237L236 234H235V231L232 230ZM99 229L104 231V234ZM156 229H158V230H156ZM185 229L187 231H185ZM198 229L203 231L199 235H198V233H199L200 230H198ZM88 230H91V231H88ZM189 230L191 232H193V233L189 232ZM196 230H197V233H196ZM263 230H262V232H263ZM145 231H147V232H145ZM151 231H152V235H151ZM157 231H158V233H157ZM179 231H180V233H179ZM240 231L243 232V233H241L242 235L241 234H237V233H240ZM135 232L137 234H135ZM143 233H144V235L146 234V236H144ZM182 233L184 235L181 238L180 234H182ZM188 234H189L190 237L188 236ZM238 235H241V236H238ZM73 236L75 238H77V239L80 238V239H78L77 242L81 245V247H76L75 249H73V246L69 245L70 244L69 243L70 238H72ZM82 236L83 237L90 236V238L88 237V242H85L81 238ZM184 236H185V238H184ZM201 236H203V237H201ZM243 236H245L244 239H243ZM116 237H117V239H115ZM254 237H257V238H254ZM133 238H134V240H133ZM138 238H140V239H138ZM153 238H154V240H153ZM170 238L173 239V240L171 241ZM165 239L167 241H165ZM176 239L178 241H176ZM194 239H195V241H194ZM135 240H136V242H135ZM137 240L139 242H137ZM156 240H158V241H156ZM168 240H170L173 244L170 243V241L168 242ZM218 240L220 242H218ZM236 240H238V241H236ZM133 241H134V244L136 243L135 244L136 246L133 244ZM145 241H147V242H145ZM163 241H165V242H163ZM224 241L226 242V245L224 244L225 243ZM253 241H256L257 243H255ZM203 242H204V244H206V245L202 244L203 247H205L204 248L205 251L202 252V253H198L199 252V249H198L199 245L201 243H203ZM137 243H138V245H137ZM165 243L166 244L169 243V245H167V247H166ZM217 243H218L219 246L217 245ZM228 243L229 244L233 243L234 246L229 245ZM250 243L251 244L253 243V244L250 245ZM254 243L257 244V245H254ZM3 244H5V245H3ZM95 244H97V245H95ZM207 244H208V248H207ZM212 244H213V248L211 247ZM214 244H215L216 247L214 246ZM220 244H221V246H220ZM162 245H164L165 248H162L163 247ZM85 246H89V247L87 248ZM223 246H225V247H223ZM82 247H83V249H81ZM130 247H132L133 249H131ZM188 247H190V248H188ZM209 247H211V248H209ZM59 248H60V250H59ZM206 248H207V250H206ZM246 248H245V250H246ZM29 249H30V251L33 250L32 252H36V253H37V251L41 252V254H42L41 258H38L37 260H33L34 257H32L29 254L30 252H28ZM52 249H53V251H51ZM77 249H79V250H77ZM103 249H104V251H103ZM134 249H137V250H134ZM9 250H11V251H9ZM163 250H165V251H163ZM50 251H51V253H50ZM137 251H139V252H137ZM140 251H141L142 254L140 253ZM231 251H232L233 254L231 253ZM246 251H248V250H246ZM19 252L22 253V254H20ZM209 252H210V254H209ZM216 252H218V253H216ZM48 253H50V254H48ZM160 253H161V255H160ZM15 254H16V256H14ZM133 254L134 255L138 254V255H136L137 256L136 257ZM181 254H186V257L183 258V255H181ZM189 254L191 255V257L192 256L193 257L189 258ZM205 254H207V255H205ZM132 255H133V257H132ZM157 255L158 256L160 255L159 256L160 258ZM114 257H116V258H114ZM203 257H204V259H203ZM209 257H211V258L209 259ZM154 258H155V260L157 258V260L155 261ZM249 258H251V257L249 256ZM221 259H223L222 260L223 262L221 261ZM200 260H202V261H200ZM112 261H114V263H112ZM40 264H43V263H40Z\"/></svg>", "mask_w": 264, "mask_h": 264}, {"label": "bare ground", "instance_id": "obj_2", "mask_svg": "<svg viewBox=\"0 0 264 264\" xmlns=\"http://www.w3.org/2000/svg\"><path fill=\"white\" fill-rule=\"evenodd\" d=\"M21 1H23V0H21ZM72 1V0H71ZM76 1V0H75ZM104 1V0H103ZM157 1V0H156ZM179 1V0H178ZM24 2H26V1H24ZM23 2V3H24ZM34 2V1H33ZM35 2H37V1H35ZM78 2V1H77ZM80 2V1H79ZM98 2V1H97ZM100 2V1H99ZM15 3H18V4H20V2L18 1V0H6V4H7V15H9L10 14V12H11V7H12V5L13 4H15ZM179 4H182L181 2H178ZM72 4V3H71ZM153 4V3H152ZM177 4V3H176ZM176 4H175V6H176ZM17 5V4H16ZM25 5V4H24ZM27 5V4H26ZM26 5L25 6H23V7H25V8H28V9H25L26 11H28L30 8L29 7H26ZM30 5H32L31 3L29 4V6ZM34 5V4H33ZM178 5V4H177ZM240 5H241V3H240ZM75 6V5H74ZM134 6V5H133ZM31 7V6H30ZM77 7H79V6H77ZM179 7V6H178ZM235 7V6H234ZM37 8V7H36ZM123 8V7H122ZM180 8V7H179ZM237 8L239 9L240 8V6H237ZM244 8H245V6H244ZM69 9V8H68ZM81 9V8H80ZM83 9V8H82ZM85 9V8H84ZM136 9V8H135ZM243 9V8H242ZM77 10H79V9H77ZM99 10V9H98ZM185 10V9H184ZM25 11V12H26ZM30 11V10H29ZM29 11H28V13H29ZM81 11V10H80ZM85 11V10H84ZM83 11V12H84ZM88 11V10H87ZM100 11V10H99ZM99 11H98V13H99ZM242 11V10H241ZM245 11V12H244ZM67 12V11H66ZM79 12V11H78ZM237 12V11H236ZM243 12L246 14L247 12H246V10L245 9H243ZM242 12V13H243ZM69 13V12H68ZM73 13V12H72ZM97 13V12H96ZM139 13V12H138ZM12 14V13H11ZM26 14V13H25ZM30 14V13H29ZM29 14H27V15H29ZM64 14V13H63ZM74 14V13H73ZM76 14V13H75ZM24 15V14H23ZM82 15V14H81ZM84 15H86V14H84ZM94 16H96L95 15V12H94V14H93ZM121 15V14H120ZM140 15V14H139ZM227 15V14H226ZM235 15V14H234ZM233 14H232V16H234ZM237 16H240V15H238V14H236ZM243 15V14H242ZM87 16V15H86ZM88 16H89V13H88ZM94 16H92L91 15V17H94ZM237 16H235L236 18H238ZM244 16V15H243ZM247 16V15H246ZM245 16V17H246ZM18 17V16H17ZM30 17H31V19H32V15H30ZM35 17V16H34ZM33 17V18H34ZM82 17V16H81ZM108 17V16H107ZM106 17V13L104 12V13H100V15H98V16H96V17H94V18H92L94 21H92V22H94L93 23V25H91L90 26V24L92 23H88V22H86V23H88L87 25H86V29H88V30H90V31H94L93 32V34H95V33H98V32H95V30L94 29H96V30H98V29H101V30H103L104 31V29H106L110 24H108V19H110V20H112V18H107ZM119 17V16H118ZM142 17H143V15H142ZM226 17H228V16H226ZM248 17V16H247ZM244 18V17H243ZM242 17L240 18V19H243ZM15 19H16V17H15ZM19 19V18H18ZM35 19V18H34ZM80 19H82V18H80ZM88 19V18H87ZM115 19V18H114ZM141 16L140 17H134V16H132V15H127V14H124V15H121L118 19H115V22H116V24H117V26L119 25V26H128V25H130V27H133L134 26V24L133 23H135V26H134V28L136 27V26H138V23H139V21H141ZM144 19V18H143ZM239 19V20H240ZM245 19V18H244ZM249 19V18H248ZM253 19V18H252ZM30 19H28L26 16L24 17H22L21 19H20V21H17L16 22V20H14V21H11V23H12V25L14 24V23H16V25H17V29H18V31H19V35H20V42H21V44L22 45H24L25 47L26 46H28V40L33 36V33H34V31L36 30V29H34V31H33V33H32V30H33V28H32V26L30 25V23L31 22H33V21H29ZM38 20V19H37ZM85 20V19H84ZM90 20V19H89ZM145 20V19H144ZM143 20V21H144ZM232 20V19H231ZM36 21V20H35ZM41 21V20H40ZM39 21V22H40ZM88 21V20H87ZM236 21V20H235ZM241 21H243V20H241ZM30 22V23H29ZM81 22H82V20H81ZM137 22V23H136ZM237 22V21H236ZM34 23V22H33ZM37 23V22H36ZM43 24V26H44V23H42ZM108 26H107V25ZM115 24V23H114ZM133 24V25H132ZM137 24V25H136ZM140 24V23H139ZM225 24H226V22H225ZM8 24H5L4 26H2V27H5V30H7V26ZM81 25H83V24H81ZM113 25V24H112ZM132 25V26H131ZM38 25L36 24V27H37ZM107 26V27H106ZM141 26V25H140ZM140 26H139V28H140ZM14 27V26H13ZM129 27V26H128ZM160 27V26H159ZM15 28V27H14ZM39 28V27H38ZM40 28H42V27H40ZM84 28H85V25H84ZM120 28H122V27H120ZM138 28V27H137ZM12 29V28H11ZM45 29V28H44ZM39 30V29H38ZM42 29H40V31H41ZM106 30H108V29H106ZM119 30V29H118ZM134 30H136V29H134ZM222 30V29H221ZM223 30H225V29H223ZM1 31V30H0ZM3 33H0V54H1V59H0V97H3V98H5V101H3V100H0V124H2L1 125V127H3V130H1L2 128H0V171L2 172L4 169L2 168V165L4 164V165H8L9 166V168H11L12 167V164H13V159L15 158H17L18 160H20V156H21V153L22 154H24V153H27L28 155L31 153H34L35 154V152L37 151V149H39V148H41L43 145H48V144H52V141H50L54 136L55 137H58L57 136V132H59L58 133V135L60 134V136L62 137V135H64V133H66L67 131V129L65 130L64 129V127L62 128L61 127V124L60 123H57V121L55 122V121H53L55 124H56V126L57 127H61L59 130H57V131H55V133H53V135H51L52 134V132H54V131H52L51 132V134H50V132H39V134H41L42 136L40 137V138H38V137H36V138H38L37 139V141L36 140H34V143L36 142V146L35 145H33L32 144V142L30 143L29 141L31 140V139H29V138H26L27 140L29 139V141L27 142V140L24 138V136L22 135V131L21 130H23L22 128H24V127H28L29 125H30V123L33 121V117L31 118L30 117V113H28V111H30V110H26V114H23V112L22 111H20V109L17 107H13V110H11L10 109V106L7 104V103H9L10 104V102H13V101H15L16 100V102H18L19 103V105H22V99H27V100H31V102L34 104V105H37V107L35 108L34 107V109H35V111L36 110H40V112H41V110H43V113L40 115H38L37 117H34L35 119V121L37 122V123H45V121H46V119H47V115H49V116H51L52 117V119H55V118H57V119H55V120H60V119H66L68 122H69V124L71 125V126H73V127H75L74 125V123H72L71 122V119H68L67 117L68 116H66L65 115V111L69 108V106H70V104H69V102L71 103V101L69 100L70 98V96L72 95L70 92H69V90H67L69 93L66 95L65 94V96H64V98L62 99V100H64V101H62L63 102V107L61 108H57V106L56 105H54V104H52L53 102H50L51 100H49V97H48V95H47V97L48 98H46V95H45V93H44V95H45V97L43 98L42 96H41V91L37 88L39 85H35L34 86V88H35V91L33 90V89H31V90H33L32 92L33 93H30V91H28V93H30V94H32V98H28L27 97V93L26 94H23L24 92H23V89L27 86L26 85V83H25V81L24 80H26L25 79V77L27 78V79H29V81H30V83L31 82H34V80H37L38 81V83L39 82H43V83H41V84H44L45 85V83L47 82V81H49L50 80V76H48L46 73H47V71H45L46 73H44L43 71L44 70H42V69H45V67L44 68H42V67H40L41 69H38L37 68V70H39V75L37 76V75H34V70H33V68H32V66H31V68H32V70H29V72H28V70H26L25 71V67L24 66H22V65H15V61L13 60V47H7L8 46V39H9V35L7 36V34H4V31H2ZM35 32H38V31H35ZM100 32L101 31H99V33L98 34H100ZM105 32V31H104ZM121 32V31H120ZM225 32V31H224ZM7 33V32H6ZM9 33H10V31H9ZM17 33V32H16ZM40 33V32H39ZM39 33L37 34L38 36H39ZM110 33V32H109ZM113 33V32H112ZM223 33V32H222ZM35 34V35H36ZM87 34H89L88 32H87ZM91 34V33H90ZM92 34V35H93ZM101 34H102V32H101ZM105 34V33H104ZM108 34V33H107ZM107 34H105V35H107ZM111 34V33H110ZM231 34V33H230ZM229 34V35H230ZM12 35V34H11ZM35 35H34V37H35ZM40 35H41V33H40ZM44 35V34H43ZM49 35V34H48ZM92 35H89V36H92ZM97 35V34H96ZM115 35V34H114ZM116 35H117V33H116ZM225 35V34H224ZM88 36V37H89ZM95 36V35H94ZM113 36V35H112ZM122 36V35H121ZM125 36V35H124ZM128 36V35H127ZM33 37V38H34ZM42 37V36H41ZM116 37V36H115ZM117 37H119V36H117ZM130 37V36H129ZM150 37V36H149ZM152 37V36H151ZM225 37V36H224ZM239 37V36H238ZM4 38H5V40H4ZM7 38V39H6ZM39 38V37H38ZM44 38V37H43ZM92 38V37H91ZM95 38V37H94ZM121 38V37H120ZM126 38V37H125ZM240 38V37H239ZM40 39V38H39ZM38 39V40H39ZM95 39H97V38H95ZM107 39V38H106ZM108 39H111V37H108ZM114 39V38H113ZM117 39V38H116ZM147 39H148V37H147ZM152 39V38H151ZM150 39V40H151ZM159 39H161V38H159ZM246 39V38H245ZM38 40H36L37 42H39ZM87 40V39H86ZM157 40V39H156ZM44 41V40H43ZM42 41V42H43ZM50 41V40H49ZM94 41V40H93ZM102 41H104V39L102 40ZM107 41V40H106ZM111 41V40H110ZM114 41H116V40H114ZM128 41V40H127ZM153 41H154V39H153ZM158 41V40H157ZM239 41V40H238ZM244 41V40H243ZM242 41V42H243ZM36 42V43H37ZM41 42V41H40ZM95 42H97V41H95ZM107 42H109V41H107ZM106 42V43H107ZM228 42V41H227ZM240 42V41H239ZM247 42H249V41H247ZM93 43V42H92ZM229 43V42H228ZM227 43V44H228ZM241 43V42H240ZM30 44V43H29ZM38 45V47H40L41 48V43H37ZM94 44H96V43H94ZM98 44V43H97ZM102 44H104L103 42H102ZM147 44V43H146ZM243 44V43H242ZM85 46H86V44H84ZM101 45V44H100ZM107 45V44H106ZM149 45V44H148ZM239 45V44H238ZM244 45V44H243ZM253 45V44H252ZM34 46H36V45H34ZM36 46V47H37ZM99 45H97V47H98ZM33 47V46H32ZM81 47H83V45L81 46ZM81 47H79V48H81ZM229 47V46H228ZM239 47H241V45L240 46H238L237 48H239ZM15 48V47H14ZM27 48V47H26ZM25 48V49H26ZM28 48H29V46H28ZM50 48V47H49ZM136 48V47H135ZM242 48V47H241ZM43 49V48H42ZM124 49V48H123ZM121 50L122 52L124 51V50ZM137 49V51L135 52V53H137L138 52V47L136 48ZM240 49V48H239ZM262 49V48H261ZM27 50V49H26ZM25 50V51H26ZM80 50V49H79ZM82 51H84L85 50V48L84 49H81ZM81 50H80V52H81ZM87 50V49H86ZM115 50V49H114ZM134 50V49H133ZM236 50H238V49H236ZM263 50V49H262ZM73 51V50H72ZM72 51H70V52H72ZM90 50H88V52H89ZM92 51V50H91ZM108 51V50H107ZM118 51V50H117ZM120 50H119V52H121ZM127 51V50H126ZM135 51V50H134ZM140 51V50H139ZM144 51H146V50H144ZM76 52V51H75ZM94 52H96V51H94ZM94 52L92 53V52H90V54L89 53H87L89 56L91 55V56H93V55H95L94 54ZM114 52H116V51H114ZM131 52H132V50H131ZM140 52H142V51H140ZM149 52V51H148ZM147 52V53H148ZM261 52V51H260ZM72 53H74V52H72ZM71 53V54H72ZM78 53V52H77ZM76 53V54H77ZM86 54V52H83L82 53V55L83 54ZM93 55H92V54ZM110 53V52H109ZM117 53V52H116ZM116 53H112L113 55L114 54H116ZM134 53V52H133ZM132 53V55L131 56H133L134 54ZM240 53V52H239ZM254 53V52H253ZM75 54V53H74ZM85 54H84V56H85ZM86 54V55H87ZM98 54V53H97ZM104 54H106V53H104ZM111 54V53H110ZM109 54V55H110ZM123 54H124V52H123ZM123 54H122V56H123ZM128 54H129V52H128ZM138 54H139V52H138ZM137 54V55H138ZM142 54H144L145 55V53H143L142 52ZM142 54L140 53L139 55H141V57H142ZM151 54V53H150ZM250 54H251V52H250ZM263 54V53H262ZM82 55H81V53L79 54H77V55H73L74 57H76V62H80V60H78V59H82L83 61H85L84 59H83V57H82ZM100 55V54H99ZM107 55V54H106ZM106 55H105V57H106ZM108 55V56H109ZM117 55V54H116ZM116 55H114V56H116ZM136 55V54H135ZM236 55V54H235ZM70 56V55H69ZM73 56H71V57H73ZM88 56V57H89ZM103 56V55H102ZM107 56V57H108ZM127 57H128V55H126ZM255 56V55H254ZM104 56L100 59L99 57H96L97 59L99 58V63L100 62H102V66H103V63H106L107 64V60H106V58H105ZM111 57V56H110ZM110 57H108V58H110ZM113 57V56H112ZM120 57V53L117 55V57L116 58H119ZM134 57V56H133ZM138 56H136V58H137ZM200 57V56H199ZM242 57V56H241ZM25 58V57H24ZM27 58V57H26ZM85 58H87V57H85ZM135 58V59H136ZM139 58V57H138ZM226 58V57H225ZM239 58V57H238ZM255 57H253V59H254ZM48 59V58H47ZM46 59V60H47ZM73 59V58H72ZM87 59H92V57H90V58H87ZM86 59V60H87ZM127 59H129V58H127ZM28 60H29V58H28ZM31 60H32V58H31ZM81 60V61H82ZM93 60V59H92ZM95 60V59H94ZM111 61H112V59H110ZM119 60H121V59H119ZM197 60V59H196ZM236 60V59H235ZM234 60V61H235ZM18 61V60H17ZM42 62L43 61H45L44 59L43 60H41ZM48 61V60H47ZM47 61H45V62H47ZM88 61V60H87ZM86 61V62H87ZM107 61V62H106ZM128 61V60H127ZM131 61H133L132 59H130V64L132 63ZM226 61V60H225ZM42 62H39V64L40 63H42ZM49 62V61H48ZM52 62V61H51ZM54 62V61H53ZM75 62V59H74V62L73 63H76ZM85 62V63H86ZM135 62V61H134ZM133 62V63H134ZM232 62V61H231ZM238 62H240V60L238 61ZM242 62V61H241ZM246 62H247V60H246ZM245 62V63H246ZM251 62V61H250ZM255 62V61H254ZM254 62H252V63H254ZM50 63V62H49ZM55 63V62H54ZM81 63V62H80ZM85 63H83V64H85ZM121 63V62H120ZM227 63V62H226ZM225 63V64H226ZM237 63V62H236ZM235 63V64H236ZM16 64H18V63H16ZM46 64V63H45ZM48 64V63H47ZM51 64H53V63H51ZM89 65L90 64V62H87L86 63V65ZM126 64H128V63H126ZM210 64H211V62H210ZM230 64V63H229ZM248 64H249V62H248ZM255 64V63H254ZM253 64V65H254ZM62 65V64H61ZM100 65V64H99ZM133 65V64H132ZM137 65V64H136ZM217 65V64H216ZM218 65H219V63H218ZM223 65V64H222ZM240 65V64H239ZM247 65V64H246ZM251 65V64H250ZM261 65V64H260ZM39 66V65H38ZM58 66V65H57ZM76 66H80V64H78L77 65V63L75 64V68H76ZM208 66V65H207ZM212 66V65H211ZM225 67H226V65H224ZM228 66V65H227ZM232 66V64L230 65V67ZM243 66H244V64H243ZM47 67V66H46ZM52 67V66H51ZM55 67V66H54ZM85 67V66H84ZM97 67V66H96ZM213 67H214V65L212 66V69H213ZM233 67V66H232ZM254 67H255V65H254ZM257 67V66H256ZM30 68V69H31ZM65 68V67H64ZM63 68V69H64ZM79 68V67H78ZM77 68V69H78ZM85 68H87V67H85ZM98 68V67H97ZM206 68V67H205ZM209 68H211V67H209ZM240 69H241V66L239 67ZM245 68V67H244ZM246 68H247V66H246ZM74 69V68H73ZM215 69V68H214ZM224 69V68H223ZM222 69V70H223ZM226 69V68H225ZM37 70H35V71H37ZM45 70H47V69H45ZM51 69H49V71H50ZM58 70H59V67H58ZM192 70V69H191ZM207 70H208V68H207ZM209 71V70H208ZM214 71V70H213ZM26 72H28V74H27V76L25 75L24 76V74ZM53 72V71H52ZM76 72V71H75ZM101 72H102V70H101ZM189 72V71H188ZM217 72H218V70H217ZM222 72V71H221ZM237 72V71H236ZM235 72V73H236ZM22 73H24V74H22ZM37 73V72H36ZM48 73H50V72H48ZM190 73V72H189ZM189 73H185L186 75V77H185V79L188 81L189 79L191 80V84H196V85H200L201 83H204L201 79H199L198 77H195V75L193 76V74L191 73V74H189ZM18 74H22L23 76H21V75H19L21 78H18L19 80L15 83V87H13L12 88V85L11 86H9V87H11V89L9 88L8 89V86H7V84H9V82H11V84L12 83H14L15 81H16V79H17V75ZM51 74V73H50ZM107 74V73H106ZM109 74V73H108ZM205 74V73H204ZM212 74V73H211ZM211 74H209L208 73V75H210L211 76ZM238 74V73H237ZM240 74V73H239ZM242 74V73H241ZM59 75V74H58ZM214 75H216V73L214 72ZM218 75V74H217ZM216 75V76H217ZM252 75V74H251ZM35 76H37V77H35ZM104 76V75H103ZM106 76V75H105ZM104 76V77H105ZM110 76V75H109ZM149 76V75H148ZM153 76V75H152ZM156 77L158 76V75H155ZM57 77V76H56ZM59 77V76H58ZM57 77V78H58ZM63 77V76H62ZM100 77V76H99ZM104 77H103V79H104ZM169 77V76H168ZM206 77V76H205ZM209 77V76H208ZM212 77L214 78V76L212 75ZM238 77V76H237ZM116 78H118V77H116ZM129 78V77H128ZM148 78V77H147ZM146 78V79H147ZM153 78V77H152ZM171 78V77H170ZM211 78V77H210ZM235 78H236V76H235ZM68 79V78H67ZM206 79H207V77H206ZM217 79H218V77H217ZM51 80H52V77H51ZM50 80V81H51ZM64 80V79H63ZM108 80V79H107ZM135 80V79H134ZM165 80V79H164ZM170 80V79H169ZM181 80V79H180ZM183 80V79H182ZM181 80V81H182ZM211 80V79H210ZM237 80H239V79H237ZM6 81L8 82L7 84H6ZM49 81V86L47 85V87H49V88H51L50 86H52V85H50V82ZM104 81V80H103ZM105 81H106V79H105ZM132 81H133V79H132ZM146 81V80H145ZM147 81L149 82V80L147 79ZM179 81V80H178ZM181 81H179L178 82V84L179 85H181ZM184 81V80H183ZM215 81H217V80H215ZM226 81V80H225ZM264 81V80H263ZM36 82V81H35ZM34 82V83H35ZM176 82V81H175ZM186 82V81H185ZM208 82V81H207ZM228 82V81H227ZM226 82V83H227ZM231 82V81H230ZM37 83V82H36ZM48 83V82H47ZM46 83V84H47ZM103 83V82H102ZM166 83V82H165ZM188 83V82H187ZM186 83V84H187ZM206 83V82H205ZM204 83V86L207 84H205ZM215 83V82H214ZM217 83V82H216ZM221 83H223V82H221ZM235 83V82H234ZM71 84V83H70ZM131 84H133V83H131ZM134 84H136L135 82H134ZM142 84V83H141ZM149 84V83H148ZM151 84V83H150ZM185 84V83H184ZM189 84H190V81H189ZM189 84H187V85H189ZM208 84H211V82L210 83H208ZM207 84V85H208ZM10 85V84H9ZM137 85V84H136ZM155 85V84H154ZM177 85V83H175V85L173 84V86H176ZM198 85V86H199ZM203 85V84H202ZM206 85V86H207ZM223 85V84H222ZM225 86H226V84H224ZM228 83H227V87H228ZM240 85V84H239ZM246 85V84H245ZM61 86H65V85H61ZM67 86V85H66ZM145 86V85H144ZM148 85H146V87H147ZM169 86H170V84H169ZM182 86H183V82H182ZM195 86V85H194ZM197 86V87H198ZM204 86H202V87H204ZM214 86V85H213ZM215 86H217V85H215ZM230 86V85H229ZM233 86V85H232ZM32 88H33V86H31ZM43 87V85H41V88ZM161 87V86H160ZM171 87V86H170ZM181 87V86H180ZM201 87V86H200ZM224 87V86H223ZM237 87V86H236ZM40 88V89H41ZM44 88H46V87H44ZM49 88H47V89H49ZM60 88V87H59ZM162 88V87H161ZM163 88H168V85L167 86H164ZM173 88V87H172ZM182 88V87H181ZM185 88H186V86H185ZM205 88V87H204ZM203 88V89H204ZM217 88V87H216ZM220 88V87H219ZM225 88V87H224ZM230 88V87H229ZM242 88V87H241ZM241 88H240V90H241ZM27 89V88H26ZM43 89V88H42ZM53 89V88H52ZM68 89V88H67ZM145 89V88H144ZM150 89V88H149ZM152 90H153V86H152V88H151ZM151 89H150V91H151ZM168 89H170V88H168ZM177 89V88H176ZM183 89V88H182ZM192 89L194 90V87H192ZM201 89V88H200ZM203 89H201V90H203ZM214 89V88H213ZM235 89V88H234ZM244 89V88H243ZM30 90V89H29ZM45 90V89H44ZM59 90V89H58ZM73 90V89H72ZM121 90V89H120ZM125 90V89H124ZM156 90V89H155ZM158 90V89H157ZM185 91H187L186 89H184ZM191 90V89H190ZM192 90V91H193ZM211 90V89H210ZM214 90H216V89H214ZM225 90V89H224ZM237 90V89H236ZM239 90V89H238ZM237 90V91H238ZM239 90V91H240ZM46 91V90H45ZM66 91V92H67ZM137 91V90H136ZM139 91V90H138ZM137 91V92H138ZM162 91H163V89H162ZM168 91V90H167ZM170 91H171V89H170ZM170 91H169V93H170ZM175 91V90H174ZM221 91V90H220ZM232 91H233V88H232ZM231 91V92H232ZM239 91H238V93H239ZM65 92V93H66ZM74 92V91H73ZM78 92V91H77ZM77 92H75V93H77ZM117 92V91H116ZM131 92H132V90H131ZM152 92V91H151ZM157 92V91H156ZM190 92V91H189ZM217 92V91H216ZM228 92V91H227ZM227 92H225V93H227ZM57 93H59V92H57ZM64 93V92H63ZM75 93H73V94H75ZM86 93V92H85ZM111 93V92H110ZM122 93V92H121ZM125 93V92H124ZM160 93V92H159ZM159 93H158V95H159ZM167 93V92H166ZM168 93V94H169ZM174 93V92H173ZM179 93V92H178ZM177 93V94H178ZM183 93V92H182ZM182 93L180 94V96L182 95ZM191 93V92H190ZM190 93H189V96H190ZM198 93H199V91H198ZM248 93H250L251 94V91H249ZM253 93H256V92H253ZM30 94H29V96H30ZM78 94V93H77ZM117 94V93H116ZM123 94V93H122ZM176 93H174V95H175ZM186 94H187V92H186ZM200 94H201V92H200ZM200 94H196V96L198 95H200ZM222 94H223V92H222ZM221 94V95H222ZM232 94V93H231ZM235 94H237V92L235 93ZM240 94V93H239ZM111 95V94H110ZM156 95L157 94H155V93H153V94H151L150 92L149 93H147V94H144L142 97H140V98H137V99H134V100H131V101H128L127 102V104H124L119 98H121V97H119V98H117V99H114V98H110V99H108L107 101H105V102H100L99 101V104H98V108H99V112L97 113V114H95V115H92V114H89L90 116H86L87 114V112L85 113L86 115H84L85 116V118L86 119H91V122H90V125H87V122H86V126L88 127H91V132H88V130H87V134H86V136H84L83 137V140H90V138L92 137L91 136V133L97 128V126H100L101 128H103L104 129V131L106 130V127H107V125H105V122H106V120H108L109 118L111 119V116L112 117H114V119L115 120H120V122L122 123H120V124H118L119 126H120V128L118 127V125H117V123H115L116 124V126H117V129L119 128V130L120 129H122L121 131H122V133L119 135V140L118 141H120L123 137H125V136H123L122 134H123V132H124V130L125 129H128L129 130V132H131L132 131V129L134 128L135 129V127H137V126H135L137 123H138V119L139 118H142V119H144V120H142V121H148V120H151L149 123H153L154 122V124L155 125H157L156 123V119H155V116L157 115V112L158 111H160L161 112V108L160 107H162V106H159V101H158V99H156ZM158 95H157V97H158ZM162 95V94H161ZM165 95V94H164ZM167 95V94H166ZM169 95H172V94H169ZM173 95V96H174ZM185 95V94H184ZM202 95V94H201ZM212 95H214V94H212ZM212 95H210V96H212ZM230 95V94H229ZM242 95H243V92H242ZM247 95V94H246ZM55 96V95H54ZM54 96H53V98H54ZM62 96V95H61ZM82 96V95H81ZM80 96V97H81ZM88 96V95H87ZM188 96V97H189ZM205 96V95H204ZM223 96H224V94H223ZM236 96H238V94L236 95ZM245 96V95H244ZM255 96H257V95H255ZM31 97V96H30ZM77 97V96H76ZM85 97V96H84ZM83 97V98H84ZM108 97V96H107ZM112 97V96H111ZM162 96H160L159 98H161ZM165 97V96H164ZM176 97V96H175ZM185 97V96H184ZM191 97V96H190ZM189 97V98H190ZM192 97H194V96H192ZM209 97V96H208ZM224 97H226V96H224ZM224 97H222V98H224ZM59 98V97H58ZM72 98H74V99H76L75 98V96L74 97H72ZM222 98H221V100H222ZM227 98V97H226ZM234 98V97H233ZM257 98V97H256ZM49 100V102H50V104H51V106L50 105H45V106H42V103H43V101L44 100ZM50 99H51V97H50ZM60 99V98H59ZM86 99H87V97H86ZM94 99V98H93ZM122 99V98H121ZM163 99V98H162ZM170 99H172V97L170 98ZM174 99V98H173ZM178 99H179V96H178ZM199 99V98H198ZM212 99V98H211ZM215 99V98H214ZM216 99H217V97H216ZM225 99V98H224ZM230 99V98H229ZM236 99H239V98H236ZM258 99V98H257ZM259 99H260V96H259ZM77 100H78V97H77ZM80 100H81V98H80ZM91 100V99H90ZM100 100V99H99ZM161 100V99H160ZM180 100V99H179ZM185 100H187V98L185 99ZM189 100V99H188ZM188 100H187V102H188ZM200 100V99H199ZM199 100H198V104H199ZM219 100V99H218ZM217 100V101H218ZM232 100V99H231ZM235 100V99H234ZM233 100V101H234ZM262 99H260V101H261ZM25 101V100H24ZM61 101V100H60ZM76 101V100H75ZM87 101V100H86ZM104 101V100H103ZM165 101V100H164ZM183 101V100H182ZM200 101H202V100H200ZM205 101V100H204ZM208 101V100H207ZM214 101V100H213ZM216 101V100H215ZM224 101V100H223ZM226 101V100H225ZM228 101H230V100H228ZM259 101V100H258ZM28 102V101H27ZM55 102V101H54ZM59 102V101H58ZM57 102V104H59ZM73 102V101H72ZM94 102V101H93ZM95 102H96V100H95ZM173 102V101H172ZM171 102V103H172ZM186 101H184V103H185ZM206 102V101H205ZM227 102V101H226ZM263 102V101H262ZM261 102V103H262ZM24 103V102H23ZM30 103V102H29ZM74 103V102H73ZM98 103V102H97ZM167 103H168V101H167ZM179 103H183V102H181V101H179ZM178 103V104H179ZM196 103V102H195ZM201 103V102H200ZM206 103H208V102H206ZM216 103H219V102H216ZM220 103L222 104V102L220 101ZM225 103V102H224ZM31 104V103H30ZM61 104V103H60ZM174 104H175V102H174ZM197 104V105H198ZM202 104V103H201ZM204 104V103H203ZM215 104V103H214ZM220 104V105H221ZM17 105V104H16ZM25 105V104H24ZM86 105V104H85ZM186 105V104H185ZM190 105V104H189ZM207 105V104H206ZM219 105V104H218ZM228 105V104H227ZM263 105V104H262ZM88 106V105H87ZM96 106V105H95ZM164 106V105H163ZM172 106H173V104H172ZM177 106V105H176ZM181 106V105H180ZM187 106V105H186ZM200 106V105H199ZM204 107H206L205 105H203ZM212 106V105H211ZM216 106V105H215ZM214 106V107H215ZM229 106H231V105H228V107ZM31 107V106H30ZM82 107V106H81ZM80 107V108H81ZM84 107V106H83ZM167 106H165V108H166ZM169 107H170V103H169ZM190 107V106H189ZM192 107H194V106H192ZM221 107V106H220ZM232 107H233V105H232ZM263 107H264V105H263ZM95 108V107H94ZM168 108V107H167ZM209 108H211V107H209ZM208 108V110H213L214 108H212V109H209ZM230 108V107H229ZM32 109V108H31ZM82 109V108H81ZM97 109V108H96ZM163 109H164V107H163ZM170 109V108H169ZM172 109V108H171ZM175 109V108H174ZM176 109H178V108H176ZM187 109H188V107H187ZM196 109H198V108H196ZM220 109V110H219ZM216 108V109H214L213 111H211V112H209L208 110H207V108H206V111H208L209 113H211V115L212 116H214L215 115V117L216 116H222V112H224V110L223 111H221V108ZM227 108H225V110H226ZM234 109V108H233ZM24 110V109H23ZM83 110V109H82ZM95 110V109H94ZM185 110H186V108H185ZM189 110H191V107H190V109ZM200 110V109H199ZM198 110V111H199ZM230 110H232V109H230ZM229 110V111H230ZM240 110V109H239ZM80 110H78V112H79ZM164 111V110H163ZM197 111V112H198ZM202 111V110H201ZM204 111V110H203ZM232 111H234V110H232ZM237 111V110H236ZM247 111V108H246V110L244 111V113ZM30 112H32V111H30ZM89 112V111H88ZM96 112V111H95ZM171 112L172 111H170V110H165V116H169L170 114H171ZM192 113L193 112H195V109H194V111H191ZM225 112H227V111H225ZM231 112V111H230ZM242 112L243 111H241L240 112V114L243 116V114H242ZM39 113V112H38ZM37 113V114H38ZM81 113H83L82 111H81ZM228 113V112H227ZM226 113V114H227ZM238 113V111L236 112V114ZM247 113V112H246ZM33 114V113H32ZM34 114H36V113H34ZM163 114V113H162ZM161 113H160V115L159 116H161L162 115ZM186 114V113H185ZM184 114V115H185ZM193 114H195V113H193ZM207 114V113H206ZM226 114H224L223 116H225V117H223V118H227V119H229L228 118V116L226 117ZM232 114V112L231 113H228V115H229V117H230V115ZM233 114L235 115V113L233 112ZM231 115L232 116V119H233V117H236L237 118V116H234V115ZM239 114V116L241 117V115ZM248 114V113H247ZM187 115V114H186ZM190 115V114H189ZM245 115V114H244ZM211 116V117H212ZM126 117V118H125ZM157 117V116H156ZM163 117V116H162ZM191 117V116H190ZM70 118V117H69ZM83 118V117H82ZM84 118V119H85ZM128 119L129 118V121L131 120V122H129L130 124H128L127 125V123H125L126 125H127V128H125V126H124V124H123V122H125V121H123L122 119ZM178 118V117H177ZM213 118V117H212ZM236 118H234V120H236ZM242 118V117H241ZM254 118L256 119V117L254 116ZM257 118H258V116H257ZM100 119V120H99ZM190 119V118H189ZM198 119V118H197ZM215 119V118H214ZM222 119V118H221ZM226 119V120H227ZM230 119H231V117H230ZM239 119V118H238ZM245 119H246V116H245ZM244 119V120H245ZM261 119V118H260ZM123 122H122V121ZM158 120V119H157ZM241 121H242V119H240ZM251 120H252V118H251ZM258 120V122L259 121H261V120H259V118L257 119ZM35 121H33V122H35ZM48 121V120H47ZM49 121H50V119H49ZM82 121L84 122L85 120H83L82 119ZM112 122L114 121V120H111ZM110 121V122H111ZM201 121V120H200ZM209 121V120H208ZM219 121V120H218ZM250 121V120H249ZM253 121H255V120H253ZM82 122V123H83ZM107 122H109V121H107ZM140 122V121H139ZM163 122V121H162ZM174 122V121H173ZM171 123L170 125V127H172L175 131H177L176 133H177V136H179V140H174V141H179L180 142V139H181V137H186V136H189V137H194V136H197V135H195V133H197V132H195V131H193L192 130V132H191V130L190 131H186V130H184L183 128L185 127V126H188V125H185L184 126V124H181V125H183L182 127L181 126H179L177 123L175 124V122L174 123ZM185 122V121H184ZM183 121H181L180 123H184ZM228 122V121H227ZM237 122V121H236ZM243 122V121H242ZM245 122V121H244ZM257 122V121H256ZM256 122L254 123L255 125H253L252 126V128L255 126L256 127ZM263 122H264V120H263ZM80 123V122H79ZM148 123V122H147ZM187 123V122H186ZM190 123V122H189ZM195 123V122H194ZM110 124V123H109ZM159 124V123H158ZM161 124V123H160ZM159 124V125H160ZM191 124V123H190ZM202 124V123H201ZM206 124V123H205ZM231 124V123H230ZM236 124H238V123H236ZM259 124H260V122H259ZM48 125V124H47ZM51 125V124H50ZM63 125H65V124H63ZM139 125V124H138ZM140 125H141V122H140ZM147 125V124H146ZM162 126L164 125V123H162L161 124ZM160 125V126H161ZM215 125V124H214ZM229 125V124H228ZM251 125V124H250ZM49 126V125H48ZM80 126V125H79ZM111 126L112 125H109L108 126V128L110 129L111 128ZM135 126V127H134ZM168 126V125H167ZM204 126V125H203ZM210 126V125H209ZM213 126V125H212ZM211 126V127H212ZM244 126V125H243ZM263 126V125H262ZM31 127V126H30ZM29 127V128H30ZM39 127V126H38ZM37 127V128H38ZM81 127H83L82 125H81ZM114 127V126H113ZM142 127V126H141ZM163 127H166L165 125L163 126ZM191 127V126H190ZM198 127V126H197ZM216 127V126H215ZM242 127V126H241ZM254 127V128H255ZM259 127V126H258ZM42 128V127H41ZM46 128V127H45ZM50 128V127H49ZM48 128V129H49ZM69 128H71V127H69ZM80 128V127H79ZM79 128L78 127H76V128H74V130L73 131H75V133H77V132H79V131H83V130H79ZM84 128V127H83ZM147 128V127H146ZM145 128V129H146ZM149 128V127H148ZM161 128V127H160ZM168 128V127H167ZM172 128H171V130H172ZM237 128H239V127H237ZM248 128V127H247ZM251 128V129H252ZM48 129H47V131H48ZM57 129V128H56ZM89 129V128H88ZM116 129V128H115ZM133 129V130H134ZM162 129V128H161ZM165 129V128H164ZM202 129V128H201ZM246 129V128H245ZM245 129H244V131H245ZM36 130V129H35ZM49 130H51V128L49 129ZM136 131H138V132H140L138 129H135ZM134 130V131H135ZM144 130V129H143ZM148 130V129H147ZM159 130V129H158ZM170 130V131H171ZM220 130H222V129H220ZM224 130V129H223ZM247 130V129H246ZM66 131V132H65ZM69 131V130H68ZM116 131V130H115ZM127 131V130H126ZM149 131H151V130H149ZM160 131V130H159ZM162 131V130H161ZM166 131V130H165ZM167 131H168V129H167ZM167 131H166V133H167ZM207 131H208V129H207ZM210 131V130H209ZM253 131V130H252ZM252 131H250L251 132V136H253V132ZM257 131V130H256ZM256 131H254V132H256ZM258 131H259V128H258ZM264 131V130H263ZM36 132V131H35ZM85 132V131H84ZM101 132V131H100ZM112 132V131H111ZM117 132V131H116ZM119 132H117V137H118V134H119ZM128 132V133H129ZM142 132V131H141ZM145 132V131H144ZM147 132V131H146ZM189 132H191L192 134H191V136H190V133ZM246 132V131H245ZM74 133V134H75ZM113 133V132H112ZM112 133H111V138H112ZM115 133V132H114ZM127 133V132H126ZM126 133H124V135L126 134ZM132 134H133V137H132V139L131 140H133L134 139V136L136 135L135 133L136 132H134L133 133V131L131 132ZM157 133H161V132H157ZM162 133H164V131H162ZM172 133V132H171ZM173 133H174V131H173ZM176 133H175V135H173L172 137L174 138V136H176ZM205 133H206V131H205ZM222 133V132H221ZM249 132L247 131V134H248ZM30 134V133H29ZM32 134H34V133H32ZM68 135H69V132L67 133ZM81 134V133H80ZM83 134V133H82ZM93 134H94V132H93ZM116 134V133H115ZM140 134V133H139ZM145 134V133H144ZM143 134V135H144ZM150 134V133H149ZM169 133H167V135H168ZM204 134V133H203ZM202 134V135H203ZM207 134V133H206ZM246 134V133H245ZM256 135H258L257 134V132L255 133ZM24 135H25V133H24ZM76 135V134H75ZM147 135V134H146ZM171 135V134H170ZM186 135V136H185ZM228 135H231V134H228ZM60 136H59V138H60ZM94 136V135H93ZM110 136V135H109ZM109 136H107V138L109 137ZM113 136H114V134H113ZM129 136H131L130 135V133H129ZM150 136V135H149ZM153 136V135H152ZM152 136H151V138H149L150 140H148V141H150V145H151V147L152 148H150L148 151H143V150H141V151H143V155H142V157L143 158H147L148 157V159H145L144 161L145 162H143V163H141V164H144V163H146V165L149 163V166H147L146 168H156V167H158V166H161V165H163V164H165V162L167 161L168 162V160H167V155L168 154H165L164 153V151L166 152V146H168V147H171V146H169V145H166L165 147L163 146V145H165L166 143L168 144L169 142L167 141L165 144L164 143H162V144H159V142H157V140H156V142L155 141H153V140H155V138L154 139H152ZM204 136V135H203ZM209 136V135H208ZM220 136V135H219ZM28 137V136H27ZM31 137V136H30ZM35 137V136H34ZM64 137V136H63ZM65 137H66V135H65ZM65 137H64V140H65ZM117 137L115 136V138L117 139ZM148 137V136H147ZM168 137V136H167ZM225 137V136H224ZM11 138H13V139H11ZM32 138H33V136H32ZM93 138V137H92ZM103 138V137H102ZM105 138V137H104ZM126 138H127V134H126ZM141 138V137H140ZM144 138H146V137H144ZM169 138H171V137H169ZM173 138H171L172 140L171 141H173ZM177 138V137H176ZM197 138H198V136H197ZM197 138L196 139H194V140H197ZM214 138V137H213ZM217 138V137H216ZM226 138V137H225ZM230 138V137H229ZM244 138V137H243ZM250 138V137H249ZM23 139H25L26 140V142L24 143V141H23V143H21V141L23 140ZM57 140H58V138H56ZM68 139H69V137H68ZM75 139H76V137H75ZM78 139V138H77ZM99 139V138H98ZM130 139H128V140H130ZM152 139V140H151ZM167 138H166V134H165V136H163L162 138H161V141L162 140H166ZM184 139V138H183ZM183 139H181V140H183ZM193 139L192 140H189V138H185L183 141H181L180 143H176V144H174V145H176V147H180V148H182L183 149V151L181 150V149H179V148H177V150H181L182 151V153L183 152H185V151H191V149H194V153H195V150L197 151V153H195V154H198V150H199V147H200V145H198L199 144V142H198V144L196 143V145L195 146H193V145H191L190 143H192V141H193ZM228 139V138H227ZM234 139H235V136H234ZM246 139V138H245ZM9 140H13V141H10L9 142ZM33 140V139H32ZM53 140V139H52ZM54 140H55V138H54ZM57 140H56V142H57ZM81 140H82V138H81ZM104 140V142H106V140L105 139H103ZM112 140V139H111ZM111 140L109 141V142H111ZM124 140V139H123ZM130 140V141H131ZM169 140V139H168ZM188 140H189V142H188ZM212 140V139H211ZM219 140V139H218ZM224 140V139H223ZM230 140V139H229ZM228 140V141H229ZM242 140V139H241ZM247 140H248V138H247ZM62 141V140H61ZM191 141V142H190ZM215 141V140H214ZM225 141H227L226 139H225ZM227 141V142H228ZM245 141V140H244ZM7 142H9V143H7ZM51 142V143H50ZM92 142H93V140H92ZM99 142V141H98ZM117 142V141H116ZM132 142V141H131ZM131 142H129L130 144H132ZM162 142H164V141H162ZM201 142V141H200ZM221 142V141H220ZM233 142V141H232ZM58 143V142H57ZM80 143V142H79ZM89 143V142H88ZM87 143V144H88ZM118 143V142H117ZM116 143V144H117ZM126 143V142H125ZM193 143H195V142H193ZM104 144V143H103ZM109 144V143H108ZM111 144V143H110ZM109 144V145H110ZM143 144V143H142ZM147 144H148V142H147ZM173 144V143H172ZM219 144V143H218ZM223 144V143H222ZM83 145V144H82ZM97 145H98V143H97ZM100 145V144H99ZM107 145V144H106ZM106 145H103L102 147H100V154H102L103 155V153L105 152V146ZM171 145V144H170ZM181 145V146H180ZM199 147H198V146ZM203 145V144H202ZM206 145V144H205ZM216 145H217V143H216ZM259 145V144H258ZM44 146V147H45ZM50 146V145H49ZM88 146H89V144H88ZM95 146V145H94ZM123 146V145H122ZM130 146V145H129ZM128 146V147H129ZM141 146V145H140ZM217 146H219V145H217ZM96 147V146H95ZM109 147H111V145L109 146ZM116 147H117V145H116ZM119 147V146H118ZM124 147H126V146H124ZM127 147V148H128ZM138 147V146H137ZM149 147V146H148ZM167 147V148H168ZM174 147V146H173ZM202 147V146H201ZM245 147V146H244ZM247 147H248V144H247ZM254 147H256V146H254ZM253 147V148H254ZM263 147V146H262ZM85 148V147H84ZM91 148V147H90ZM97 148V147H96ZM99 148V147H98ZM97 148V149H98ZM121 148V147H120ZM126 148V149H127ZM146 148H147V146H146ZM145 148V149H146ZM153 148H155L154 150H153ZM163 148H165V150L163 149ZM175 148V147H174ZM205 148V147H204ZM204 148H202V149H204ZM207 149H208V147H206ZM249 148V147H248ZM257 148V147H256ZM255 148V149H256ZM259 148V147H258ZM86 149V148H85ZM94 149V148H93ZM124 149V148H123ZM123 149H122V151H123ZM148 149V148H147ZM202 149H200V152H202L203 150ZM217 149V148H216ZM218 149H220V148H218ZM217 149V150H218ZM251 149V148H250ZM260 149V148H259ZM258 149V150H259ZM72 150H73V148H72ZM81 150H83V149H81ZM90 150V149H89ZM113 150V149H112ZM116 150V149H115ZM114 150V151H115ZM119 149H117V151H118ZM121 150V149H120ZM152 150H153V152H152ZM173 150V149H172ZM176 150V151H177ZM211 150H213L211 153H212V155L210 156V157H208L206 154H208L209 153V151L206 153V149L204 150L205 151V154L202 152V153H200V157L198 156V155H196V156H198V157H195V154H194V156H193V158L191 159L192 161L190 162V163H185V164H187V166H188V164L190 165H193V166H196L197 164L196 163H198V164H200V160H201V162L202 161H204V160H206V161H208V163L211 161L210 159L212 158V161H215L216 160V156H215V154H213V152H214V150H215V148L213 149H211ZM227 150V149H226ZM248 150V149H247ZM77 151V150H76ZM76 151H71L72 153H71V155L73 156L72 158H77L76 156H77V154L75 153ZM96 151V150H95ZM138 151V150H137ZM167 151H168V149H167ZM171 151V150H170ZM216 151V150H215ZM221 151H223V150H221ZM242 151H245V150H242ZM242 151H240L241 153H243ZM250 151V150H249ZM254 151V150H253ZM262 151V150H261ZM38 152H40V150L38 151ZM38 152H36V154L38 153ZM107 152V151H106ZM124 152V151H123ZM129 151H127V153H128ZM171 152H173V151H171ZM191 152H193V151H191ZM216 152H218V151H216ZM224 152V151H223ZM236 152V151H235ZM247 151H245L244 153H246ZM108 153H110V152H108ZM116 153V152H115ZM126 153V152H125ZM154 155H156V156H153V154ZM166 153H168V152H166ZM179 153V152H178ZM181 153V152H180ZM225 153V152H224ZM224 153H223V155H224ZM228 153V152H227ZM254 153V152H253ZM256 153H257V151H256ZM256 153H254V154H256ZM258 153H260V151H258ZM30 154V155H31ZM35 154V155H36ZM40 154V153H39ZM39 154H37V155H39ZM117 154V153H116ZM133 154V153H132ZM141 154V153H140ZM152 154V155H151ZM193 154V153H192ZM202 154V155H201ZM221 154V153H220ZM236 154V153H235ZM239 154V153H238ZM26 155V154H25ZM33 155V154H32ZM101 155V156H102ZM107 155V154H106ZM112 155H114L113 153H112ZM111 155V156H112ZM118 155V154H117ZM124 155V154H123ZM128 155V154H127ZM185 155H186V152H185ZM217 155V154H216ZM226 155V154H225ZM239 155H241V154H239ZM243 155V154H242ZM249 155H251V154H249ZM262 155V154H261ZM27 156V155H26ZM40 156V155H39ZM42 156V155H41ZM94 156V155H93ZM97 156V155H96ZM110 156V157H111ZM139 156V155H138ZM183 156H184V153H183ZM188 156V155H187ZM186 156V157H187ZM190 156V155H189ZM218 156H220V155H218ZM217 156V157H218ZM229 156V155H228ZM230 156H232V155H230ZM234 156V155H233ZM247 156V155H246ZM254 156V155H253ZM257 156H260L259 154L257 155ZM256 156V157H257ZM32 157V156H31ZM59 157V156H58ZM80 157H82V156H80ZM120 157V156H119ZM182 157V156H181ZM185 157V159H187ZM202 157V159H200ZM226 157V156H225ZM224 157V158H225ZM240 157H242V156H240ZM250 157V156H249ZM262 157H264L263 155H262ZM33 158V157H32ZM40 158H43V156L42 157H40ZM139 158V157H138ZM137 158V159H138ZM169 158H170V156H169ZM168 158V159H169ZM174 158V157H173ZM173 158H172V161L170 160V162H173ZM179 158V157H178ZM178 158H177V160H178ZM188 158H190V157H188ZM221 158V157H220ZM236 158V157H235ZM261 158V157H260ZM44 159V158H43ZM78 159H80L79 157H78ZM102 159V158H101ZM107 159L110 161L111 160V158H109V156L107 157ZM113 159V158H112ZM117 159V158H116ZM115 159V160H116ZM121 159V158H120ZM119 159V160H120ZM127 159V158H126ZM125 159V160H126ZM130 159V158H129ZM233 159H234V157H233ZM244 159V158H243ZM247 159V158H246ZM259 159V158H258ZM33 160V159H32ZM35 160V159H34ZM33 160V161H34ZM42 160V159H41ZM118 160V159H117ZM123 160V159H122ZM143 160V159H142ZM149 161L148 163H147V161ZM151 160V161H150ZM218 160V159H217ZM239 160V159H238ZM256 160V159H255ZM77 161V160H76ZM106 161V160H105ZM108 161V163H110ZM113 161V160H112ZM220 161H222V159L220 160ZM230 161V160H229ZM228 161V162H229ZM231 161H232V159H231ZM240 161H242L243 162V160H242V158L240 159ZM97 162V161H96ZM119 162V161H118ZM117 162V163H118ZM166 162V163H167ZM238 162V161H237ZM237 162H236V164H237ZM10 163V164H9ZM137 163V162H136ZM183 163V162H182ZM204 163V162H203ZM207 163V164H208ZM216 163H217V161H216ZM215 163V164H216ZM222 163V162H221ZM232 162H230V164H231ZM34 164V163H33ZM86 164V163H85ZM111 164H112V162H111ZM115 164V163H114ZM119 164V163H118ZM121 164V163H120ZM126 164V163H125ZM129 164V163H128ZM180 164V163H179ZM196 164V165H195ZM227 164V163H226ZM240 164L242 165L243 163H241L240 162ZM239 164V165H240ZM246 164H248V162L246 163ZM14 165V164H13ZM99 165H101V164H99ZM106 165H107V163H106ZM132 165V164H131ZM140 165V164H139ZM176 166L178 165V164H175ZM182 165V164H181ZM184 165V164H183ZM202 165V164H201ZM218 165V164H217ZM224 165H225V162H224ZM238 165V164H237ZM35 166V165H34ZM98 166V165H97ZM103 166V165H102ZM115 166V165H114ZM126 166V165H125ZM135 166V165H134ZM180 166V165H179ZM178 166V167H179ZM205 166H209V165H204L203 166V168H202V171H203V174H202V172H200L201 174H202V176L203 177H200L198 174H197V172H195V170L193 169V168H195V167H193V168H190L189 166V170L188 169H186V168H184L183 166H180V169L181 168H183V170L182 171H180V173H178L177 174V180H180V183H181V177H183V179H182V184H183V186H182V188L185 186L184 184L187 182V181H189V183L193 186L192 187V189H190L191 191H193L194 193H195V189L197 190V189H200V188H202L203 186H201L200 188H198V186H200V184H204V189H205V195H206V198H204V199H206L207 200V202L205 201L204 202V199H202V196H200V195H198V190L196 191V193L193 195V194H190L189 193V189H188V187H184L185 189H187V190H189V191H187L186 190V193H187V199L189 200V202H187V203H185L184 201H183V198L181 197V195H180V197H181V199L178 197V196H176V197H178L180 200L179 201H183L182 202V204L180 205L179 203H176V205H175V203L173 202V198H171V200H169V198H170V196L172 195H170L169 196V194L171 193V192H168L169 194H167V192L165 193L164 192V195H163V198L165 197L166 198V202L163 204V202H162V204L163 205H158V203H157V205H156V210H159L160 212H163V211H165L168 207V209H170V207H173V208H176L177 209V204L179 205V209H181L183 212L185 211V212H197L196 214H198V213H205V211L206 210H204V207H207L208 206V204L210 203V204H212V205H210L211 207L212 206H214L215 204V202H216V198L218 197V195L219 196H225L226 198H227V200H225V201H227L228 202V199H231V197L234 199V197H235V195L237 194V196H239L240 194H239V190H237V188H239L238 187V185L239 184H241V183H239V181L241 180L239 177L237 178V177H235V175L233 176V175H230V173H229V175L227 174V172H226V175L228 176H225L227 179H226V181L228 180V182H230L231 181V183L229 184V183H226V181H225V177H224V181H223V183L225 182V184L223 185L222 184V186H219L220 185V180H219V178H217L218 176L216 175V174H214L215 173V170L213 169V174L215 175V176H217L216 178L214 177L213 179L210 177L211 175H210V173L206 170L207 169V167H205ZM211 166H214V163H213V165H211ZM211 166H209V167H211ZM219 166V165H218ZM221 166L222 165H220L219 167H218V171L216 170V172H220V170H222V168H221ZM228 166V165H227ZM234 166V165H233ZM249 166V165H248ZM251 166V165H250ZM85 167V166H84ZM105 167V166H104ZM103 167V168H104ZM107 167V166H106ZM112 167V166H111ZM116 167H117V164H116ZM145 167V166H144ZM142 165H141V168L143 169L144 168ZM166 167V166H165ZM170 167V166H169ZM202 167V166H201ZM226 167V166H225ZM224 167V168H225ZM240 167V166H239ZM242 167V166H241ZM63 168V167H62ZM98 168V167H97ZM102 168V169H103ZM115 170H116V168L115 167H113ZM120 168V167H119ZM119 168H117V169H119ZM124 167H122V169H123ZM127 168H129V167H127ZM135 168V167H134ZM138 168V167H137ZM140 168V167H139ZM140 168V169H141ZM148 168V169H149ZM198 168V167H197ZM213 168H216L217 169V167H213ZM233 168V167H232ZM231 168V169H232ZM244 168V167H243ZM87 169V168H86ZM94 169V168H93ZM106 169V168H105ZM112 169V168H111ZM141 169V170H142ZM172 169V168H171ZM176 169V168H175ZM230 169V168H229ZM237 169V168H236ZM241 169V168H240ZM255 169V168H254ZM259 169V168H258ZM97 170V169H96ZM99 170V169H98ZM101 170V169H100ZM110 170V169H109ZM109 170H107L106 172H108ZM119 170H121V169H119ZM126 170H128V169H126ZM146 170V169H145ZM157 170V169H156ZM179 170V169H178ZM185 170H187V171H185ZM200 170V169H199ZM234 170V169H233ZM239 170V169H238ZM245 170H246V168H245ZM40 171V170H39ZM69 171V170H68ZM87 171V170H86ZM112 171V170H111ZM123 171V170H122ZM140 171V170H139ZM148 172H149V170H147ZM153 170H151V172H152ZM224 171V170H223ZM228 171H230V170H228ZM232 171V170H231ZM64 172V171H63ZM66 172V171H65ZM89 172V171H88ZM91 172V171H90ZM93 172H94V170H93ZM120 172V171H119ZM123 172H126V171H123ZM128 172V171H127ZM126 172V174H128ZM130 172H132V171H130ZM140 172H142V171H140ZM143 172H145L146 173V171H143ZM160 172V171H159ZM184 172V173H183ZM233 173H234V171H232ZM238 172V171H237ZM256 172V171H255ZM116 173V172H115ZM144 173V175H147V174H145ZM222 173V172H221ZM233 173H231V174H233ZM240 175L242 174V173H240V172H238ZM250 173H252V172H250ZM4 174H5V172H4ZM62 174V173H61ZM80 174V173H79ZM85 174V173H84ZM83 174V175H84ZM98 174H101V173H98ZM97 174V172H94V173H92L91 174V178H90V181L92 182H89L90 184H95L96 183V181L98 180V179H100V181H101V177H103V176H106L105 174H103V172H102V175L103 176H100V175H98ZM110 174V173H109ZM114 174V173H113ZM120 174H122V172L120 173ZM142 174V173H141ZM140 174V175H141ZM162 174V173H161ZM161 174H160V176H161ZM212 174V177L214 176ZM218 174V173H217ZM244 174V173H243ZM60 175V174H59ZM81 175V174H80ZM85 175H87V174H85ZM116 175H118V173L116 174ZM149 175H150V173H149ZM149 175H147V176H149ZM176 175V174H175ZM223 175V174H222ZM246 175V174H245ZM250 175V174H249ZM82 176V175H81ZM114 175H109L108 176V178L111 180V178L113 177ZM125 176V175H124ZM146 176V178H148ZM165 176H166V174H165ZM237 176V175H236ZM239 176V175H238ZM242 176V175H241ZM253 176V175H252ZM251 176V178H254V177H252ZM261 176V175H260ZM260 176L258 175V176H256V177H258V178H260ZM60 177H62V176H60ZM59 177V178H60ZM111 177V178H110ZM116 177V176H115ZM115 177H113V179L115 178ZM120 177V176H119ZM123 177V176H122ZM127 177V176H126ZM126 177H124L125 179H126ZM169 177V176H168ZM249 177V176H248ZM37 178V177H36ZM108 178H103V182L104 181H107V179ZM140 178H141V176H140ZM142 178H144V177H142ZM173 178H174V176H173ZM181 178V179H180ZM54 179V178H53ZM57 179V178H56ZM61 179V178H60ZM66 179V178H65ZM108 179V180H109ZM121 179V178H120ZM219 181H218V180ZM243 179V178H242ZM256 179V178H255ZM254 179V180H255ZM34 180V179H33ZM62 180H64V179H62ZM70 180V179H69ZM109 180V181H110ZM123 180V179H122ZM142 180V179H141ZM149 180V179H148ZM158 180V179H157ZM176 180V181H177ZM221 180H222V178H221ZM244 180V179H243ZM253 180V181H254ZM31 181H32V179H31ZM36 181V180H35ZM117 181V180H116ZM124 181V180H123ZM144 181V180H143ZM143 181H141L142 183H143ZM164 181V180H163ZM166 181V180H165ZM217 181L219 182L218 184V186L219 187H217ZM262 181V180H261ZM27 182H29V181H27ZM69 182V181H68ZM71 182V181H70ZM81 182V181H80ZM131 182V181H130ZM138 182H140L139 180H138ZM242 182V181H241ZM257 182V181H256ZM32 183V182H31ZM47 183V182H46ZM52 183V182H51ZM61 183V182H60ZM64 183V182H63ZM71 183H73V182H71ZM75 183V182H74ZM125 183H126V181H125ZM179 183V182H178ZM189 183H186V184H189ZM222 183V182H221ZM252 183V182H251ZM48 184V183H47ZM59 184V183H58ZM81 184V183H80ZM79 184V185H80ZM137 184V183H136ZM231 184H232V186H231ZM255 184V183H254ZM264 184V183H263ZM64 185V184H63ZM67 184L65 183V186H66ZM71 185V184H70ZM73 185V184H72ZM129 185V184H128ZM138 185H140V183L138 184ZM137 185V186H138ZM148 185V184H147ZM155 185V184H154ZM158 185V184H157ZM60 186V185H59ZM69 186V185H68ZM130 186V185H129ZM131 186H132V184H131ZM159 186V185H158ZM165 186V185H164ZM179 186V185H178ZM181 186H180V188H181ZM188 186V185H187ZM248 186V185H247ZM250 186V185H249ZM61 187H63L62 185H61ZM77 187H78V185H77ZM77 187H75L74 188V190L77 188ZM79 187H81V186H79ZM89 187H90V185H89ZM88 187V188H89ZM115 187V186H114ZM133 187V186H132ZM66 188V187H65ZM72 188V187H71ZM131 187H129L128 188V190L130 189ZM140 188V187H139ZM156 188H158V187H156ZM172 188V187H171ZM170 188V189H171ZM181 188V190H180V192L179 193H182L183 192V190H184V188L182 189ZM245 188V187H244ZM243 188V189H244ZM247 188V187H246ZM67 189V188H66ZM122 189H124V188H122ZM127 189V188H126ZM149 189V188H148ZM147 189V190H148ZM161 189V188H160ZM169 189V190H170ZM176 189V188H175ZM204 189H203V191H204ZM22 189H20V191H21ZM24 190H25V192L27 191V192H33V190H34V184H30V183H27V185H25L24 186ZM23 190V191H24ZM58 190V189H57ZM68 190V189H67ZM66 190V191H67ZM120 190V189H119ZM177 190H178V188H177ZM202 190V189H201ZM200 190V191H201ZM247 191H249V189H246ZM255 190V189H254ZM72 191H73V189H72ZM151 191V190H150ZM155 191H157V190H155ZM173 191H174V189H173ZM202 191V192H203ZM243 191V190H242ZM1 192V191H0ZM27 192L26 193H24V194H27ZM54 192H56V191H54ZM60 192V191H59ZM62 192V191H61ZM63 192H64V190H63ZM62 192V193H63ZM69 192H71V191H69ZM76 192V191H75ZM161 192V191H160ZM250 192V191H249ZM10 193V192H9ZM14 193H16V192H14ZM66 193V192H65ZM74 193V192H73ZM148 193V192H147ZM177 193V192H176ZM247 194H248V192H246ZM17 194V198H16V200H14V198H12L11 197V199H9V200H7L6 201V203H7V205H6V208H5V210L1 213L2 214V218L1 219H3L4 220V222H5V224L10 228V226H13L12 228H10V230L12 229L13 231H18V230H20V240L21 239H23L24 237L27 239V237H26V235H27V233L29 232V231H32L33 233L34 232H36V233H38V234H40L39 232H37V229L36 228H34L33 227V224L31 225V224H27L26 222V224H27V226H25L24 225V227L26 228H22V226H21V222H23L24 220H20V222L18 221V222H12V221H14V220H12L11 221V219H13V214H11V212H13V210H14V208H9V206L10 205H12V204H14L17 200H19V195H18V192L16 193ZM32 194V193H31ZM55 194V193H54ZM58 194V193H57ZM66 194H68V193H66ZM65 194V195H66ZM70 194V193H69ZM68 194V195H69ZM90 194V193H89ZM111 194H113L112 192H111ZM123 195H121V192H120V195H119V197L120 196H124V193H122ZM139 194V192L136 194V195H138ZM144 194V193H143ZM173 194H174V192H173ZM178 194V193H177ZM222 194V195H221ZM255 194V193H254ZM12 195V194H11ZM71 195V194H70ZM96 195H98V194H96ZM115 195H117V194H115ZM132 195H133V198L135 197V200H136V196H134V194L132 193ZM140 195H142L141 194V192H140ZM162 195V194H161ZM175 195V194H174ZM242 195V194H241ZM245 195V194H244ZM244 195H242L243 196V198H245L244 197ZM255 195H257V194H255ZM259 195V194H258ZM257 195V196H258ZM261 195H262V193H261ZM26 196V195H25ZM24 196V197H25ZM58 196V195H57ZM67 196V195H66ZM72 196V195H71ZM99 196V195H98ZM128 198H129V194L128 195H126ZM234 196V197H233ZM242 196L241 197H239V198H242ZM256 196V197H257ZM0 197L2 198V199H4V196H1L0 195ZM53 197V196H52ZM59 197V196H58ZM58 197H54L55 199L56 198H58ZM97 197V196H96ZM130 197H132L131 195H130ZM139 197V196H138ZM145 197V196H144ZM184 198H185V196H183ZM225 197H222V198H220L219 197V199L217 198V200H220L221 202H222V199L224 198L225 199ZM261 197H263V196H261ZM0 198V199H1ZM36 197H32V199H35ZM53 198V199H54ZM66 198V197H65ZM123 198V197H122ZM128 198L126 199L125 197L123 198V203L121 204V205H123V204H125V205H127L128 204V206H131L133 203V201H134V199L133 198H131V199H129V201H128ZM140 199H141V197H139ZM164 198V199H165ZM239 198H236V199H239ZM248 198H249V196H248ZM255 198V197H254ZM259 198V197H258ZM24 199V198H23ZM54 199V201H53V204H52V206L53 207H58V208H66V203H64L63 201V199H61V198H59V199H56L55 200ZM67 199H68V197H67ZM101 199V198H100ZM133 199V200H132ZM147 199V198H146ZM152 199H154V198H152ZM158 199V198H157ZM164 199H163V201H164ZM233 199L232 200H230L229 202L231 203V201H233ZM253 199V198H252ZM256 199V198H255ZM121 200V199H120ZM130 200L132 201L131 203H130ZM150 200V199H149ZM156 200V199H155ZM245 200H247V199H245ZM249 200H251L250 198H249ZM259 200V199H258ZM260 200H262V199H260ZM264 200V199H263ZM262 200V201H263ZM137 201V200H136ZM136 201H135V204H136ZM151 201V200H150ZM169 201H172L174 204H172L171 202H169ZM175 201V200H174ZM219 201V202H220ZM224 201V200H223ZM224 201V203L226 204V202ZM239 200H237L236 202L237 203H239L238 202ZM244 201V199H242V203H245V202H243ZM85 202V201H84ZM83 202V203H84ZM104 202V201H103ZM108 202H110V201H108ZM117 202V201H116ZM116 202H115V204H116ZM159 202H161V201H159ZM218 202V201H217ZM216 202V203H217ZM220 202V203H221ZM234 202V201H233ZM253 202V201H252ZM258 202V201H257ZM264 202V201H263ZM48 202H44V201H42V202H39V204H38V207H37V209H41V211H42V209H44V208H42L43 207V205H45V204H47ZM110 203H112V202H110ZM130 203V204H129ZM138 203V202H137ZM156 203V202H155ZM181 203V202H180ZM229 203V204H230ZM236 203V204H237ZM85 204V203H84ZM83 204V205H84ZM104 204H106V202L104 203ZM151 204V203H150ZM228 204V203H227ZM228 204V205H229ZM250 204V203H249ZM255 204V203H254ZM257 204H259V202L257 203ZM262 204V203H261ZM125 205H123V206H125ZM134 205V204H133ZM155 205V204H154ZM207 205V206H206ZM218 205V203L216 204V206ZM224 205V204H223ZM231 205V204H230ZM235 205V204H234ZM237 205H239V204H237ZM240 205H242L241 203H240ZM78 205H76V207H77ZM80 206V205H79ZM108 206V205H107ZM117 206V205H116ZM127 206V207H128ZM150 205H148L147 207L148 208H150L149 207ZM210 206H208V207H210ZM219 206V205H218ZM236 206V205H235ZM244 206L246 207L247 205H243L242 206V208L243 209H246V208H244ZM249 206H252V205H248V207ZM255 206V205H254ZM254 206H252V207H254ZM260 206V205H259ZM263 207H264V204L262 205ZM75 207V206H74ZM80 207H82V206H80ZM119 207V206H118ZM134 207H135V205H134ZM133 207V208H134ZM146 207V206H145ZM215 207V206H214ZM222 207V206H221ZM227 207H229V206H227ZM231 207V206H230ZM229 207V208H230ZM238 207H241V206H238ZM237 206L235 207V208H238ZM257 207V206H256ZM79 208V207H78ZM77 208V209H78ZM115 208V207H114ZM132 208V206L129 208V209H131ZM132 208V209H133ZM154 208V207H153ZM226 208V207H225ZM232 208V207H231ZM242 208H239V209H242ZM112 209H113V206H112ZM121 209V208H120ZM119 209V210H120ZM126 209V208H125ZM128 209V210H129ZM138 209H140V208H138ZM143 209V208H142ZM178 209V210H179ZM207 209V208H206ZM216 209V208H215ZM219 209V208H218ZM253 209H256L255 207L254 208H252V210ZM258 209H260L259 207L257 208V212L256 213H258ZM264 209V208H263ZM262 209V210H263ZM110 210V209H109ZM123 210V209H122ZM122 210H120L121 212H122ZM127 210V211H128ZM136 210V209H135ZM209 210V209H208ZM211 210V209H210ZM222 210H224V208L222 209ZM41 211H38V212H41ZM52 211H57V210H55L54 208H53V210ZM72 211V210H71ZM77 211V210H76ZM85 211V210H84ZM114 211V210H113ZM113 211H111V212H113ZM117 211V210H116ZM150 211V210H149ZM170 211V210H169ZM214 211V210H213ZM212 211V212H213ZM225 211V210H224ZM224 211H222V212H224ZM233 211V210H232ZM35 212V211H34ZM36 212H37V210H36ZM43 212V211H42ZM55 212H54V215H56L55 214ZM107 211H105V213H106ZM110 212V211H109ZM115 212V211H114ZM140 212V211H139ZM147 212V211H146ZM171 212V211H170ZM169 212V213H170ZM209 212H211V211H209ZM227 212H228V210H227ZM254 212V211H253ZM264 211H262V213H263ZM70 213V212H69ZM116 213V212H115ZM118 213H119V211H118ZM128 213V212H127ZM134 213V212H133ZM142 213H143V211H142ZM151 213V212H150ZM149 213V214H150ZM168 213V212H167ZM173 213V212H172ZM171 213V214H172ZM179 213V212H178ZM207 213V212H206ZM214 213V212H213ZM262 213L260 214L261 216H262ZM41 214H43V213H41ZM51 214L53 215V212H51ZM50 214V215H51ZM80 214V213H79ZM109 214V213H108ZM117 214V213H116ZM137 214V213H136ZM180 214H182V212L181 213H179V215ZM189 214H191V216H193V214L195 215V213H189ZM217 214V213H216ZM215 214V215H216ZM220 214V213H219ZM225 214H227V213H225ZM224 214V215H225ZM230 214H233V213H229V215ZM237 214V213H236ZM64 215V214H63ZM78 215V214H77ZM118 215V214H117ZM135 215V214H134ZM158 215V214H157ZM168 215V214H167ZM200 215V214H199ZM228 215V214H227ZM239 215V214H238ZM241 215V214H240ZM256 215V214H255ZM106 216V215H105ZM105 216H104V218L103 219H105ZM114 216H115V214H114ZM119 216V215H118ZM120 216H122V215H120ZM174 216V215H173ZM196 216V215H195ZM233 216V215H232ZM243 216V215H242ZM123 217H125V216H123ZM144 217H146V216H144ZM143 217V218H144ZM167 217V216H166ZM165 217V218H166ZM224 217V216H223ZM222 217V218H223ZM226 217H228V216H226ZM231 217V216H230ZM258 217H259V215H258ZM257 216H256V218H258ZM114 217L112 216V219H113ZM117 218V217H116ZM127 218V217H126ZM129 218H130V216H129ZM158 218V217H157ZM165 218H164V220H165ZM184 218V217H183ZM190 218V217H189ZM197 219H198V217H196ZM209 218H211L210 217V214H209ZM208 218V219H209ZM213 218H215V217H213ZM238 218V217H237ZM240 218H242V217H240ZM239 218V219H240ZM247 219H248V217H246ZM252 218H254V216L252 217ZM107 219V218H106ZM111 219V218H110ZM111 219V220H112ZM118 219V218H117ZM120 219V218H119ZM139 219V218H138ZM137 219V220H138ZM141 219V218H140ZM163 219V218H162ZM177 219V218H176ZM179 219V218H178ZM220 219H221V217H220ZM228 220H229V218H227ZM231 219V218H230ZM245 219V218H244ZM246 219V222L248 223V221L250 222V219L249 220H247ZM259 219H261V220H259ZM259 219H255V220H252L251 221V224L249 225V231H251V228H252V231L254 232L253 234H257V236L259 237H262L263 239H264V226H261V224H262V222H263V219H264V214H263V219L262 218H259ZM10 220V221H9ZM29 220V219H28ZM96 220V219H95ZM109 220V219H108ZM130 220V219H129ZM146 220V219H145ZM144 219H143V221H142V223L145 221ZM151 220V219H150ZM156 220H159V219H156ZM161 220V219H160ZM215 220H217L216 218H215ZM8 221H9V223H8ZM31 221V220H30ZM99 221V220H98ZM105 221V220H104ZM126 221V220H125ZM146 221H148V220H146ZM145 221V222H146ZM152 221V220H151ZM162 221V220H161ZM161 221H160V224L159 225H161V224H164V223H161ZM184 221V220H183ZM191 221V220H190ZM197 221L198 220H196V223H197ZM199 221H200V223H202V222H204V221H202V220H200V218H199ZM199 221H198V223H199ZM202 221V222H201ZM208 221V220H207ZM226 221V220H225ZM229 221H231V220H229ZM228 221V222H229ZM240 221V220H239ZM27 222H29V221H27ZM106 222V221H105ZM111 222V221H110ZM114 222V221H113ZM112 222V223H113ZM124 222V221H123ZM149 222V221H148ZM164 222V221H163ZM165 222H167V220H165ZM169 222V221H168ZM176 222H179V221H176ZM214 222V221H213ZM227 222V221H226ZM55 223V222H54ZM102 223H104V222H102ZM196 223H194L195 224V226H196ZM208 223H210V222H208ZM208 223H206V224H208ZM219 223V222H218ZM217 223V224H218ZM220 223H222V221L220 222ZM232 223V222H231ZM239 223V222H238ZM242 223V222H241ZM244 223V222H243ZM242 223V224H243ZM92 225H93V222L91 223ZM96 224V223H95ZM108 224V223H107ZM124 224V223H123ZM146 224H149V223H146ZM151 224V223H150ZM149 224V225H150ZM156 224V223H155ZM154 224V225H155ZM158 224V223H157ZM175 224V223H174ZM178 224V223H177ZM215 224V223H214ZM216 224V225H217ZM235 224V223H234ZM245 224V223H244ZM51 225V228H54L55 226H56V224H50ZM103 225H105V229H106V227H108L106 224H103ZM109 225V224H108ZM143 225H145V224H143ZM192 225V224H191ZM224 225V224H223ZM226 225V224H225ZM228 225V224H227ZM238 225V224H237ZM239 225H240V223H239ZM246 225V224H245ZM264 225V224H263ZM90 226V225H89ZM96 226H97V224H96ZM102 226V225H101ZM148 226V225H147ZM176 226V225H175ZM210 226V225H209ZM208 226V227H209ZM214 226V225H213ZM231 226H232V224H231ZM243 226V225H242ZM248 226V225H247ZM36 227V226H35ZM59 227V226H58ZM63 227H66V226H63ZM128 227V226H127ZM155 227V226H154ZM157 227V226H156ZM162 227V226H161ZM164 227V226H163ZM198 227L200 228V226H199V224H198ZM197 226H196V229L198 228ZM204 227V225L202 226V228ZM206 227V226H205ZM228 227V226H227ZM239 227V226H238ZM245 226H243V228H244ZM60 228H61V225H60ZM59 228V229H60ZM91 228V227H90ZM104 228V227H103ZM117 228V227H116ZM138 228V227H137ZM145 228H146V226H145ZM144 228V229H145ZM152 228V227H151ZM189 228V227H188ZM213 228V227H212ZM215 228H216V230H218V227L216 226V227H214V230H212L211 228V230H206V233L205 234H208V235H213V234H215V233H218L216 230H215ZM220 228V227H219ZM15 229V230H14ZM62 229V228H61ZM109 229V228H108ZM124 229V228H123ZM128 229V228H127ZM141 229V228H140ZM139 229V230H140ZM150 229V228H149ZM153 229H155V228H153ZM161 229V228H160ZM192 229V228H191ZM201 229V228H200ZM200 229H198V230H200ZM205 229V228H204ZM206 229H207V227H206ZM11 230V231H12ZM100 230V229H99ZM147 230V229H146ZM156 230H158V229H156ZM175 230V231H174ZM174 230H172V231H170V232H167L168 234H169V236L171 235L172 236V238H175L178 234L176 233V232H178L175 228H174ZM182 229L180 228V231H181ZM184 230V229H183ZM193 230H195L194 228H193ZM225 230V229H224ZM232 230H234V228H232ZM243 230H245V228L244 229H242V231ZM262 230H263V232H262ZM39 231V230H38ZM88 231H91V230H88ZM100 231H102V230H100ZM109 231V230H108ZM143 231V230H142ZM150 231V230H149ZM167 231V230H166ZM180 231H179V233H180ZM185 231H187L186 229H185ZM235 234H236V232H237V230H236V228H235ZM54 232V231H53ZM98 232V231H97ZM103 232V234H104V231H102ZM112 232V231H111ZM114 232V231H113ZM145 232H147V231H145ZM184 232V231H183ZM189 232H191L190 230H189ZM203 231L202 230H200L199 231V233H198V235L199 234H201ZM239 232V231H238ZM85 233V232H84ZM83 233V234H84ZM100 233V232H99ZM157 233H158V231H157ZM185 233V232H184ZM188 233V232H187ZM186 233V234H187ZM191 233H193V232H191ZM195 233V232H194ZM196 233H197V230H196ZM241 233H243V232H241L240 231V233H237V234H241ZM247 233V232H246ZM22 234V235H21ZM106 234V233H105ZM135 234H137L136 232H135ZM142 234V233H141ZM149 234V233H148ZM167 234V235H168ZM177 234V235H176ZM190 234V233H189ZM189 234H188V236H189ZM229 234V233H228ZM232 234V233H231ZM234 234V233H233ZM234 234V235H235ZM36 235V234H35ZM48 235V234H47ZM89 235V234H88ZM143 235H144V233H143ZM151 235H152V231H151ZM176 235V236H175ZM184 234L182 233V234H180V236H181V238H182V236H183ZM222 235V234H221ZM242 235V234H241ZM241 235H238V236H241ZM263 235V236H262ZM79 236V235H78ZM141 236V235H140ZM144 236H146V234L144 235ZM148 236V235H147ZM155 236V235H154ZM179 236V235H178ZM177 236V237H178ZM186 236V235H185ZM185 236H184V238H185ZM227 236V235H226ZM237 236V235H236ZM252 236V235H251ZM254 236V235H253ZM77 237V236H76ZM88 237L90 238V236H85V237H81L85 242H88ZM135 237V236H134ZM138 237V236H137ZM168 237V236H167ZM176 237V238H177ZM187 237V236H186ZM190 237V236H189ZM201 237H203V236H201ZM247 237V236H246ZM24 238V239H25ZM136 238V237H135ZM146 238V237H145ZM195 238V237H194ZM214 238V237H213ZM217 238V237H216ZM221 238V237H220ZM236 238V237H235ZM245 238V236H243V239ZM254 238H257V237H254ZM253 238V239H254ZM25 239V240H26ZM78 239H80V238H78ZM78 239L77 238H75L74 236L72 237V238H70V241H69V245L70 246H73V249H75L76 247H81V245L77 242L78 241ZM115 239H117V237L115 238ZM138 239H140V238H138ZM162 239V238H161ZM167 239V238H166ZM165 239V241H167ZM169 239V238H168ZM180 239V238H179ZM192 239V238H191ZM196 239V238H195ZM195 239H194V241H195ZM202 239V238H201ZM212 239V238H211ZM215 239V238H214ZM213 239V240H214ZM224 239V238H223ZM228 239V238H227ZM233 239V238H232ZM259 239L260 238H257V241H258V243L256 242V241H253V242H255V243H257V244H255L254 243V245H257V246H260V242L262 241L261 239V241L259 242ZM3 240V239H2ZM19 240V241H20ZM130 240V239H129ZM133 240H134V238H133ZM144 240V239H143ZM148 240V239H147ZM153 240H154V238H153ZM170 240L172 241L173 239H171L170 238ZM170 240H168V242L170 241ZM193 240V239H192ZM191 240V241H192ZM216 240V239H215ZM220 240V239H219ZM218 240V242H220ZM226 240V239H225ZM239 240V239H238ZM238 240H236V241H238ZM4 241V240H3ZM128 241V240H127ZM149 241V240H148ZM156 241H158V240H156ZM165 241H163V242H165ZM170 241V243H172ZM176 241H178L177 239H176ZM181 241V240H180ZM234 241V240H233ZM114 242V241H113ZM126 242V241H125ZM135 242H136V240H135ZM137 242H139L138 240H137ZM145 242H147V241H145ZM198 242V241H197ZM200 242V241H199ZM205 242V241H204ZM204 242L203 243H201L200 245H199V252L198 253H202V252H204L205 251V247H203V245H206V244H204ZM212 242V241H211ZM225 242V241H224ZM3 243V242H2ZM144 243V242H143ZM142 243V244H143ZM185 243V242H184ZM236 243V242H235ZM234 243V244H235ZM239 243V242H238ZM242 243V242H241ZM88 244V243H87ZM86 244V245H87ZM100 244V243H99ZM97 245V244H95V245H97V250H99V252H100V255L99 254H97V250L95 251L96 253H89L90 251H92V250H90L89 252H87V253H83V255H84V257L83 258H85V263L86 264H111L110 263V255H112V252L111 253H109V251H106L105 250V253L104 252H102L101 251V247L100 246H102V245ZM110 244V243H109ZM108 244V245H109ZM133 244H134V241H133ZM136 244V243H135ZM134 244V245H135ZM141 244V245H142ZM153 244V243H152ZM159 244V243H158ZM162 244V243H161ZM166 244V243H165ZM173 244V243H172ZM175 244V243H174ZM187 244V243H186ZM190 244V243H189ZM193 244V243H192ZM203 244V245H202ZM225 245H226V242L224 243ZM229 244V243H228ZM227 244V245H228ZM253 244V243H252ZM251 243H250V245H252ZM2 245V244H1ZM3 245H5V244H3ZM137 245H138V243H137ZM147 245V244H146ZM151 245V244H150ZM167 245H169V243H167L166 244V247H167ZM185 245V244H184ZM217 245H218V243H217ZM223 245V244H222ZM229 245H232V246H234L233 245V243H231V244H229ZM241 246L240 244H237V247H238V249L236 250V251H234V254H236V256L234 257V261L236 262V263H238V264H264V260H260V259H262V257H260V259L258 258V252L259 251H256L257 250V246L256 247H253V249L251 250L250 249V251H249V249H247L246 248V244L245 245H243V247H240V250H239V246ZM248 245V244H247ZM249 245V246H250ZM262 245V244H261ZM39 246V245H38ZM54 246V245H53ZM57 246V245H56ZM69 246V247H70ZM84 246V245H83ZM112 246V245H111ZM136 246V245H135ZM144 246V245H143ZM163 246V247H162ZM161 247L162 248H165V246L164 245H162ZM171 246V245H170ZM174 246V245H173ZM191 246V245H190ZM210 246V245H209ZM214 246H215V244H214ZM219 246V245H218ZM220 246H221V244H220ZM264 246V245H263ZM4 247V246H3ZM85 247H89V246H85ZM110 247V246H109ZM108 247V248H109ZM133 247V246H132ZM132 247H130L131 249H133ZM180 247V246H179ZM211 247L213 248V244L211 245ZM211 247H209V248H211ZM216 247V246H215ZM214 247V248H215ZM223 247H225V246H223ZM222 247V248H223ZM252 247V246H251ZM41 248V247H40ZM102 248H103V246H102ZM107 248V247H106ZM105 248V249H106ZM121 248V247H120ZM123 248V247H122ZM127 248V247H126ZM125 248V249H126ZM139 248V247H138ZM156 248V247H155ZM188 248H190V247H188ZM193 248V247H192ZM207 248H208V244H207ZM207 248H206V250H207ZM233 248V247H232ZM245 248H246V250H248V251H246L245 250ZM262 248H264V247H262ZM4 249V248H3ZM48 249V248H47ZM81 249H83V247L81 248ZM130 249V250H131ZM167 249V248H166ZM170 249V248H169ZM186 249V248H185ZM235 249V248H234ZM57 250V249H56ZM59 250H60V248H59ZM77 250H79V249H77ZM86 250V249H85ZM94 250V249H93ZM134 250H137V249H134ZM139 250V249H138ZM171 250V249H170ZM210 250V249H209ZM214 250V249H213ZM217 250V249H216ZM215 250V251H216ZM221 250V249H220ZM9 251H11V250H9ZM28 251V250H27ZM33 251V250H32ZM32 251H30V249H29V251L28 252H30L29 254L32 256V257H34L33 258V260H37L38 258H41V256H42V254H41V252H38L37 251V253L36 252H32ZM51 251H53V249L51 250ZM51 251H50V253H51ZM81 251V250H80ZM103 251H104V249H103ZM122 251H123V249H122ZM122 251H118L117 253H115V255H116V257H114V258H116V259H119L120 261H118V262H120L119 264H125L124 262H126V261H128V260H130V259H128V260H124L123 261V258H124V255L122 254L123 252ZM163 251H165V250H163ZM175 251V250H174ZM185 251V250H184ZM3 252H4V250H3ZM3 252H2V248H0V258L3 256ZM49 252V251H48ZM55 252V251H54ZM79 252V251H78ZM126 252V251H125ZM128 252V251H127ZM135 252V251H134ZM137 252H139V251H137ZM160 252V251H159ZM158 252V253H159ZM183 252V251H182ZM11 253V252H10ZM18 253V252H17ZM20 253V252H19ZM27 253V252H26ZM43 253V252H42ZM50 253H48V254H50ZM140 253H141V251H140ZM149 253V252H148ZM195 253V252H194ZM208 253V252H207ZM215 253V252H214ZM213 253V254H214ZM216 253H218V252H216ZM231 253H232V251H231ZM20 254H22V253H20ZM41 254V255H40ZM47 254V255H48ZM55 254V253H54ZM54 254H50V255H48L46 258H45V260H46V262L44 261H42V262H39V264L40 263H43V264H52V260H54L53 258L55 257L56 258V255H54ZM129 254V253H128ZM142 254V253H141ZM154 254V253H153ZM174 254V253H173ZM196 254V253H195ZM209 254H210V252H209ZM212 254V253H211ZM233 254V253H232ZM5 255V254H4ZM7 255V254H6ZM12 255V254H11ZM82 255V254H81ZM114 255V254H113ZM127 255V254H126ZM134 255V254H133ZM133 255H132V257H133ZM136 255H138V254H136ZM136 255H134V256H136ZM160 255H161V253H160ZM159 255V256H160ZM165 255V254H164ZM169 255V254H168ZM167 255V256H168ZM175 255V254H174ZM173 255V256H174ZM181 255H183V258H185L186 257V254H181ZM205 255H207V254H205ZM204 255V256H205ZM8 256V255H7ZM10 256V255H9ZM14 256H16V254L14 255ZM131 256V255H130ZM129 256V257H130ZM140 256V255H139ZM158 256V255H157ZM158 256V257H159ZM249 256L251 257V258H249ZM18 257V256H17ZM22 257V256H21ZM113 257V256H112ZM137 257V256H136ZM152 257V256H151ZM191 257V255L189 254V258ZM193 257V256H192ZM191 257V258H192ZM247 257V258H246ZM9 258V257H8ZM126 258V257H125ZM153 258V257H152ZM160 258V257H159ZM167 258V257H166ZM181 258V257H180ZM207 258V257H206ZM205 258V259H206ZM211 257H209V259H210ZM250 260H249V259ZM7 259V258H6ZM32 259V258H31ZM141 259V258H140ZM176 259V258H175ZM202 259V258H201ZM203 259H204V257H203ZM202 259V260H203ZM21 260V259H20ZM19 260V261H20ZM81 260V259H80ZM114 260V259H113ZM154 260H155V258H154ZM156 260H157V258H156ZM155 260V261H156ZM178 260V259H177ZM202 260H200V261H202ZM223 259H221V261H222ZM232 260V259H231ZM18 261V260H17ZM50 261V262H49ZM153 261V260H152ZM179 261V260H178ZM198 261V260H197ZM199 261V262H200ZM213 261V260H212ZM1 262V261H0ZM23 262V261H22ZM204 262V261H203ZM210 262V261H209ZM218 262V261H217ZM223 262V261H222ZM221 262V263H222ZM14 263V262H13ZM17 263V262H16ZM112 263H114V261H112ZM117 263V261L114 263V264H116ZM128 263V262H127ZM133 263V262H132ZM176 263V262H175ZM177 263H179V262H177ZM176 263V264H177ZM183 263V262H182ZM202 263V262H201ZM212 263V262H211ZM226 263L228 264V261H226ZM230 263V262H229ZM2 264V263H1ZM6 264V263H5ZM23 264V263H22ZM25 264V263H24ZM118 264V263H117ZM129 264V263H128ZM186 264V263H185ZM191 264H193V263H191ZM195 264V263H194ZM213 264H215V263H213Z\"/></svg>", "mask_w": 264, "mask_h": 264}]
</instances>
